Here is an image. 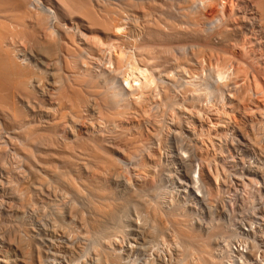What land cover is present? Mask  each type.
<instances>
[{"label": "bare ground", "instance_id": "obj_1", "mask_svg": "<svg viewBox=\"0 0 264 264\" xmlns=\"http://www.w3.org/2000/svg\"><path fill=\"white\" fill-rule=\"evenodd\" d=\"M142 1H144V2H142ZM158 1H160V0H158ZM158 1L154 2V0H0V263H2V264L3 263L4 264H30L29 262H31V264H35V263L36 264H56V263H58V264H72L73 262H71V260L72 261L74 260V258H73L74 256L71 257V260L67 261L66 259H67V257H70V255L67 253L68 256L66 257V252H68L69 249H73V246H71V244L68 245L69 243L67 244L65 242H67L68 239H70V238L74 240L75 236L74 237L72 236L73 238L68 237L67 241H63V239H66V238H63L61 241L62 244L59 243L60 239H58V238L65 236V232L67 233V235H69L68 233L71 232L69 229H67V231H66L64 229H60L59 227H61V228H62V226H64V228L68 227L69 223L71 224V222H72L73 223L72 227L74 229L75 228L74 226L79 225L77 223L81 222L82 220L78 221L77 219H74V220L78 221L77 223L75 222L77 224L76 225V224H74L73 221H71L74 217L69 220L70 222L67 221L68 219H66V221L69 222V223L66 222L68 225V226H66L65 222H64V224L60 223L62 218L60 221L58 220L59 219V217H57L58 214L60 216L61 215L60 213H62V212H60L59 209H63V210L70 209L71 211L68 210V211H70V213H73V209H75L76 210V211H74L75 214H76L77 209H78V213L76 215L73 213V215L75 217L78 214H80V211H81L80 209H82V210L83 209H85V210L90 209L92 211L91 214H90V210H89V214H88V212H86L88 210L85 211L86 213L84 211L83 212L85 214L89 215V219L91 216V221L88 220L89 222L87 223V226L89 223H91L92 226L96 227V228L92 227L95 229V232L92 229L94 232L92 234L91 228H89V227L87 228V226L85 227V230L84 229L81 230L82 228H79L80 225L78 226L79 230H77L78 229L77 227H76L77 229L76 228L74 230L71 229V230H73L72 233L73 232L75 233V230L78 231V232L76 231L78 236L76 233L72 234V235H76L77 237H79V234H81L80 230H81V232H83L82 234L84 235L86 229H89V231L91 230L88 233V235L89 234L93 235L92 239L88 237L89 239H91V240L88 239V241H89L88 243H87L85 235L83 236L84 240H86L85 243H87V245H88L87 248L84 246L86 244L83 243L84 242L83 239H82L83 240L82 243H81L82 240H80V243H78L79 242V238H78L77 243L79 245L81 244L80 246H82V247L80 248V250L77 249V251L79 250V252H80L82 250L81 252H83V250L88 251V249L89 250L93 249V251L95 250L94 254L96 255L95 256L96 258H94L95 261L93 260L94 261L93 263H95V264H124L118 255L119 252H117V249H116L118 246L114 245V241H116L118 237L125 235L127 233L128 228H131V227H129L130 226L129 220L131 218L128 215L127 210H128V206H129L130 202L136 203L134 198H136L137 202L140 203V205H139V203L134 204V206L136 205L135 206L136 209L138 208L137 205H139V206H141V207H139V209L141 208V209H146V211L148 210L147 214H144L141 216L144 222L147 221L146 222L147 224L146 223L144 224V222L141 223L142 222L141 221L140 223L138 222L139 225L136 226V227H139V229L135 228V226H134L135 229L133 228V230H136V232H137V230H139L137 237L139 234H141V236H143L142 237L143 239L140 238V240H143V242L140 245L138 244L139 246L136 245L137 248H139V250H137V249L136 250L138 252H140V254H141L140 249L142 247H144V248H142V250L146 248L145 247L146 241H147V243L150 241L149 243L155 247V246H158V243H161L158 241L161 240L163 242L164 241L167 242V239L163 240V238L166 236H170L171 238L168 237V239L170 238V240H168V241H170V243H168V244L166 242H164V243H166L168 245V248L173 249L171 251H174V253L176 255V259H174L172 257L173 258L172 260H177L176 261L177 264H223L224 258H223V253L221 251V244H222L221 242L228 240L236 232H238L239 234L243 233V232L235 230L237 227H240V226L243 230L247 231L246 232L247 235L248 234L250 236L252 235V239H251V241H252L251 246L252 247L256 245V241H255L256 239L261 241L262 244H264V215L259 216L255 212L257 209H255V211L252 209L254 211L253 213H255L254 215H251V214H253L251 212V210L249 211V209L248 210L242 209L243 211L251 212V214L249 213L251 216L247 215V213L245 214L249 217V220L245 219L246 217H244L241 214L242 210H241V212L239 211L240 215L237 214L238 212L236 213V215L239 216V218L237 219V217L234 214V212H236V211H233L232 209L231 210L233 211V213H232V211H229L230 209L228 210L229 212L226 209L225 214L228 217L227 220L224 219L225 216H224V218H222V217L218 218L217 217L218 219L217 218L214 219L215 217L212 218L214 213L218 214L217 211H219V210L224 211L225 210V209H219L218 210L216 208H213V204L211 202L215 201L218 198V196L221 194V197L219 196L220 200L219 201L216 200V201H218V203H220L219 204L220 208H224V206L226 204L225 203L226 199H225L224 194L225 195L227 194V192L225 193V191H227L228 188L230 190L229 185L231 184V186H232V183H233L232 180L231 181L229 180L230 183H227L226 182L227 180H225L226 178L227 179L229 178V176H227L225 173H226V171H228V169H229L228 167H230V169H231V166H229V164H228L227 169L225 167V169H226L225 172H223V173L219 172L217 165H219L218 163H220L221 164L220 166L222 168L223 167L222 164L227 163V162H225L226 160L224 161L225 158L222 159V157H219L218 154L220 152H218V151L216 152L214 159H213V156H214L213 154H212L213 156H210V158L207 157L206 152H204V153H206V155H203V153L201 154L200 151H202L204 148L201 147L202 150H200V148H199L200 146L199 145L197 146V143H195L194 146L189 145V144H191L190 141L192 142V144H193V141L195 142V140L192 139L193 136H192V138L190 137L191 136L190 134H189L190 135L189 138H191V140L188 141V143H189L188 147H191V150L189 151V149L187 147V149H188L187 152H189L188 154H182V151H181V153L179 152L180 154H178L180 157L179 158L180 163L182 165H184V169H185L183 177L185 180H187L188 183H185L186 181H184V182L181 181L179 183L177 182V184H178L177 186L180 189L176 190L178 188L176 185H175L176 189L175 188H173V189H175L174 191H180V192L184 191L185 193L186 192H190V193L192 192L193 193V191H194L195 197H198V198H196L197 201L193 200L192 193L190 194V195H192L191 196L192 199L190 197H188V195L186 194V197L190 198L191 203L189 202V200H188V203H186L187 199H186L185 203L184 202L182 203V201H180V200H179L180 203H178L179 201L176 200V199H178V197L176 198V196L174 195V197L176 198L174 200V197L171 198V196H170L171 199H173L174 201H177L172 206L169 205L170 202L173 201L170 198L168 199V200H170V202H168L166 200L169 203L166 205H169V206H166L164 204L161 205L162 202H159V201H162V199L160 200L162 193L159 195V197L157 196V199L158 198L159 199L155 200L154 202H152V200H150V198H148V197L146 198V196L143 197L144 195H147L146 193H148V189H149V191L153 190V191H151V193L154 194V196L152 195L153 197H155L157 195V193H158L157 188L163 187V183H164L162 177L160 176L161 175L160 173L162 172L161 167H163L162 170H164V167L166 168V164H167V167L173 166V165L168 166L169 163H166V162H168L167 161L168 157H166L167 160H165L166 162L164 161L166 164L161 162L160 168L158 169L159 173L156 172L157 176L159 174V179L161 178L162 180L161 179L160 180L163 183L158 181V180H157L158 183L156 181L154 183V180L157 177L154 170H157L158 166H157V164L153 163L156 167L154 166L155 168H153L151 166L150 168H153L152 173L154 172L155 174H152V175H153V178L154 177L155 178H154V180H152L153 182L151 183L152 184L151 186L149 185L150 182H146V180H147L146 178L148 175H146V173L144 172L145 170L142 173L141 171L143 169L141 170L140 166H138V165L140 164V161H144L145 156L149 160H154V157H152V155H154V152L152 153V151H153L152 150V144L150 142H148V143H150L149 144L150 147L145 145V144H148L146 140H148L150 138V141L151 140L153 141L154 138H152L151 135H150V137L148 136L150 134L149 132L151 129L149 130V128L147 126L146 129L148 128L147 131L149 134L146 135L147 139H145V137H144L145 140H142L143 142L145 141V144H143V142H140L141 139H139L141 136L142 137L144 136V134H142L143 131H145L143 129V127H142L143 131H142V129H140V131H142L140 133L141 135L138 134V131H137V135H140V137L139 136L137 137V135H135L136 132L132 131L133 132L132 134L129 133V132H131V130H133L132 128H134V130H136L135 127H133V123L130 122L132 125L131 124L130 125L125 124V123H127L126 116H128V117L131 116L130 117L131 121H132V119H134L133 117H134L135 113L132 114L133 116L130 115L129 114L130 111L128 109L129 108L128 105H130L129 102L132 99L128 100L129 102H127L126 97H128V95H127L128 93H130L134 90V87H136V85L133 87L134 84L131 85L132 83L129 84V82H128L129 86L127 87V89H125V87H124L126 84H124L123 86H121L122 84H120V86H119V84L114 85V81L116 80V76H118L116 73L120 74V69L124 68V66H125V69L130 67L129 69H131V71L133 70L132 68L135 67L134 69L137 68L138 71L140 70V73L142 72L141 74H143L142 75L143 78L141 81H139L137 88L140 89L142 92H143V90H145V92H146L147 90L153 89V87L150 88L151 83H153L151 85H154V83H157L156 78H155L156 74L164 75L166 78L168 75V73L166 74V72H168L166 68H168L169 69L168 77L170 76V72H171L170 67L172 69L173 64L170 67H168V65H170L171 60H175V62L173 61V63H175V64L178 62V65H179L178 60H180V59H183L184 64H186L185 62H188L190 60V59L189 60L187 59L188 61H186V57L190 56L192 54V53L188 54V52H190V51L187 52V49L189 47H191L190 42L192 43L193 40H196V41H194V43H196L197 45H198L197 40L201 41V44L199 42L200 45H198V46H201V48L203 47L202 49L204 50V53L206 52L205 50H208L209 45L207 46V48H204L206 46H204L205 44L202 45V43H203L202 41H204L205 43H208L210 45L217 46V48H215V50H217L219 48V51L217 50L218 52L216 51L215 53H217V54L219 53V54H218V56L217 55L214 56L215 59L217 58L216 59L217 62L215 60L214 61H215L216 66L218 67V69L215 68V66H214L215 64H212L213 66L212 67L209 66V67L210 68L214 67V69H216V74L218 73L217 75H219L220 81H221V79L224 78L223 83L221 84V82H220V83L216 84L217 83L216 82L215 85H217V87L214 88L215 86L213 85V79H214L213 76L216 74L214 73V71L212 69H210L212 71L211 72L209 71L210 72L209 74L212 75L214 73V75L212 76V81L210 83H212L211 86L213 85L212 88H214L215 91L212 92L213 89L211 88L212 89L211 92H212V94L215 92L219 94V96H217L218 94L217 95L214 94V95L217 96L216 97L217 100L221 99V100L217 101V102L222 101V103H221L222 105L219 103V105H221L219 107H221V108L219 109L218 106L217 107L213 106V108H212V106L210 107V104H209L210 101L208 99H207V102L209 101V103H207L205 101L206 99L204 97L206 95L209 96V99L211 97L210 96L211 94H209L211 92L207 89V88L210 89V87H207L209 83L207 85L206 84L202 85V83H201L202 81L199 80V81H201L200 82L201 84L200 83L196 84L198 81V79H196V77L199 78V75L198 76L195 75V74H197V72L195 74H193L191 72L192 75H188V76H196L195 78L191 77L193 79H196V80L191 79L192 82L193 81L196 82V83L193 82L196 85V87H198L197 85H199L198 89H201L200 87L202 85L203 91H204V89H207V90H205L206 92H202V90H201V93H200V90L197 92V88H196V91L193 90L192 88L195 87V85L193 83H191L193 85H191L189 88L188 85L190 84V82L188 85L187 84L183 85L182 83H184L183 80L185 78L183 77V80H182V77H181L182 75L181 76L179 75L181 77V79L179 78L178 75H176V77H175L176 80H172V81H176L177 86L178 85L179 86H181V85L185 86V88L182 87L184 91L181 90L182 93H179L180 94V95H178L179 98L177 97V95H175V92L173 95H171L173 93V92H171L172 91L171 88L174 86L171 87V86H169L170 84L169 85L167 84V86H165V90L163 88L162 89L160 88L162 85H164L163 82H165V84H166L168 81H170L169 79L171 77H169V79L168 78L166 79L167 82L165 81V79L162 82V80L160 78V80H161L160 82H162L163 84H161L160 82H158V83L161 84V86H159V88L162 91H164V92L161 91L163 94V97H162L163 100L160 98V96L162 95L161 92L159 91L160 89L158 87L156 88L158 83L156 84V86L154 88L156 90H154V89L153 90L155 92L158 89V93L161 94L158 97V100L160 98L161 101L164 102V107L166 105H167V108L171 107V112L172 111L173 112L172 113L169 112L168 115H170V117L168 116L169 118H167V121L165 122L167 115L165 114V116H164V114L161 112H164L166 110V107H165L164 111L163 110L161 112L159 111L160 120L164 116L165 119L163 118L164 120L163 119L162 120H163L166 128H168L169 130L166 129L162 125L163 123L159 122L158 127H155L156 128L155 134L152 133V136L154 134V136H156V138H159V140L157 139V141L161 142L160 140H162L164 138V134H166V131H167L169 136L171 135V133H172V135L174 133V135H175L174 137H175L176 141L180 140L179 142H181L182 138H183V140L187 139L186 137H188V135H187L188 133L187 134L184 133L185 136L186 135L187 136L183 137L184 136L183 134L178 135L177 132L180 131V133H181V130H183V131L185 130L187 132L191 131L193 134H195L196 133V132H194V126L195 125H198L200 127V129H202L203 127L204 128L207 127L209 129L212 126L213 128H223L224 130L226 129L229 131L228 133H232V134L235 133V135H238L237 138L242 139V141L239 140L237 145H240L242 147L243 146L247 147V144H249V142H247V140H246V139L249 140L248 133H249V131H251L252 129H254L258 125L255 128V131L257 132L258 130H260L262 133L260 131H258V132L261 133V136L259 135V138H258L256 136L258 134H256V132H255L253 134L258 139L255 138L254 141L252 139H250V141L252 140L253 144L255 143V141H257L256 144H259V142H260V144L263 145V143H264V62L259 61L258 59L257 60L254 59L256 52H255V55L251 54L252 57L249 54V53H252L251 50L254 48L253 46L256 45L255 47H257V45H258L257 43H259V41H261V39L258 42H256L254 39H251L250 37L253 36L252 35L253 31H251L250 33H252V34L250 35L249 38L251 39L250 46L252 45L251 47H253V48L252 49H250L251 47L248 49L245 48L243 46L245 43L241 46L242 42H247V41H241L240 46L242 48H239L237 51L234 49L231 50L232 44L229 42L231 40V38H229V37L231 36L233 39L234 35L238 34V32H239V31L238 32L236 31L237 28L234 25L235 23H233V26L231 27L230 21L233 22V20L235 21V19L237 18V17H235V19H233L231 16L234 14L235 15L237 14V16L240 15V16H238V18L241 17V15L243 13L239 14L238 11H240L241 9L240 10H238V9L240 6H243L242 4H244V0H236L237 2H235V0H233L236 3L235 5H238V4L239 5L237 7L235 5H233L234 6L232 8L233 10H231V12L233 11L232 14H231L229 8H227L228 10H225L226 12L229 11L228 13L231 14V16H229V17H227L229 14L227 15L225 11L224 12L226 15L221 12L223 10V8H222V10L220 9V11H219L221 13V15L220 14L218 15L219 12L215 11L214 17H213V15H211L212 18L210 16L211 19H209V16L208 17L206 16V18H205L203 13H202V15L200 13V15L204 16V18L207 20L206 22L207 23L209 22L208 23L209 25L211 22L213 23L212 28L210 26H208V27H210L211 32H210V30L209 31L207 30L208 27H207V29L205 27V29L208 31V33H206L207 31L204 30V28H203L206 25H204L203 27L201 26L202 25L201 23L205 22L204 21L205 19L203 20V17H200V16L196 17V14H198L197 11H199V10H197L195 14H193V13L189 14L190 13V6H189V8H188L189 13L187 12V9L185 7H184L185 9L183 8L184 9L183 11L185 13H183V15H182V13H180V10H181L180 4H181V6H183L185 4L190 3L193 0H188L187 1L188 3L184 2V4L182 2L183 0H179V1L177 0L176 1V4L178 2V5L180 7V9H178L179 13H177V15L179 17L181 15L183 16L180 18L178 16L177 17L179 19L184 18L183 19L184 23H183V21L181 22L179 19H175V20H179L180 22L175 21L174 19H173L174 21H172V19L169 20L167 16L162 15L165 12H167L166 11L167 9L171 10V8L168 7V6H170V2H169V5L167 6L166 4L168 2H166V4H165L162 1H160L161 4L163 3L162 5L165 4V7L164 6L162 7V5L159 4ZM166 1H168V0H166ZM194 1H193L194 4L192 2L190 4L196 5L195 3L197 1L196 0H194ZM210 1L213 4H216V2H218L217 0H214L215 2L213 0H210ZM210 1L206 0L204 2V7H207L209 5L211 6ZM224 1L225 0H222V1L220 0L218 2L219 5L225 6V5H223V4H225ZM255 1L257 2V0H255ZM171 2H172V0H171ZM180 2H182V3H180ZM199 3H200V0H199ZM207 3H210V4H207ZM245 3H246V1H245ZM257 3H259L260 6L264 5L263 0H258ZM229 4H230V2H229ZM247 6L248 5H246V9H247ZM217 7H218V5L216 6V10H219L220 7L219 8H217ZM165 8H166V10L164 12L163 9H165ZM192 8H191V10L193 11ZM210 9H212V8H210ZM170 10L167 13H169ZM172 10H171V12H172ZM178 10H176V11H178ZM183 11H181V12H183ZM211 11H213V10H211ZM156 12H158V13H156ZM193 12H195V11H193ZM216 12H218V13H216ZM211 13L212 12H210V14ZM179 14H181V15H179ZM246 14L247 13H245V15ZM248 14H250V13H248ZM253 15H255V14L253 13ZM246 16L248 19L249 18L248 15H246ZM242 17H243V15H242ZM172 18H173V16H172ZM174 18H176V17L174 16ZM230 18L233 20H230ZM244 18H242V19H244ZM259 18H258V20H259ZM253 19L255 20L256 18H253ZM175 22H176V24H175ZM177 22H179L180 25ZM244 22H246V21H244ZM181 23L182 24L186 23V24L181 25ZM251 23H253V22H251ZM258 23H259V21H258ZM246 24H249V26H251L250 23H246ZM256 25L257 24H255V26ZM238 26H239V24H238ZM240 27H242V25H240L237 30H241V29H239ZM246 27H248V26L246 25ZM252 27H254V26H252ZM246 29H248V28H246ZM234 31L236 32L235 34L233 33ZM242 31H243V29H242ZM244 31H246L245 32L246 35L249 36L250 33H247V30H244ZM243 33L244 32H242V34H240V35H243ZM237 36H236V38H237ZM244 36H245V34H244ZM237 39L231 40V42L234 41L236 43ZM238 40L240 42V39H238ZM252 40L255 41L256 43L255 42L253 43ZM185 42L189 45V47L187 48V46H185L187 44H184V47H186V49L183 47L185 49L184 50L182 48V45ZM110 43L111 44L113 43L112 44L113 46L111 45L112 47H114V44H115V49L117 47V52L115 51L116 52L115 54H112L110 52L108 53V55L109 54L110 55L106 59L110 63H112V65L114 67V68L112 67V69H110L108 67V69H110L111 71H115V72L117 70L119 71V72H116L115 75L111 74V77L108 74L109 70H105V68H103V67L99 66V68H98V69L103 68L102 70H98L96 67L95 68L97 70L96 69L94 70L92 68L94 65L88 66L90 64L89 61H91V64H92V62H95L97 59H100V61H102L100 57H102V56H104V58L106 57L105 56L106 54H102V53L103 52L106 53L105 46H106V44L110 45ZM248 44H245V45H248ZM253 44H255V45H253ZM123 45H125V47L130 48V50L124 49L125 47L123 48L122 47ZM193 46H194V44L192 45V47ZM215 46H213V47H215ZM235 46H238V45L235 44ZM196 47H194V49ZM210 47L211 46H209V48ZM111 48H107V49L111 50ZM201 48L198 49L200 51H198L196 49H195V51L202 52L203 50ZM259 48H260V46H259ZM181 49H183L182 51H185V52L183 53L181 51ZM254 49H256V48H254ZM257 49H258V47H257ZM174 50H176V51L179 50L180 54L178 53V55L180 57L182 55L183 58L182 57L179 58V56L177 54H175ZM211 50H210V52L213 53V55H214L215 54L213 52L214 48H212ZM248 50H249V53H248ZM260 50H262V49H260ZM220 51H222V52H220ZM263 51L264 50H262V53H263ZM111 52H113V51L111 50ZM186 52H187V54H186ZM192 52H194V50ZM197 53H196V55H197ZM204 53L203 52L198 53V56L201 54H204ZM211 53L207 54V55L210 56ZM262 53L260 52V54H262ZM193 54H192V56H193ZM176 55L179 58V59H177V61L175 58ZM183 55L184 56L187 55V56L184 57ZM207 55H205V56H207ZM257 55H258V53H257ZM198 56H197V58L195 57V59L201 58V56L200 57H198ZM87 57L89 59L90 58L92 59V60L88 61L89 62L88 65L85 62V61H87L86 60ZM263 57H264V55H263ZM208 58H207V60H208ZM210 59H211V56H210ZM93 60H95V61H93ZM107 60H105L104 65H106ZM192 60L189 61L187 64H189L191 62L194 63L196 61V60L194 61V59H192ZM100 61H98V62H100ZM197 61L200 62L199 60H197ZM210 62H211V60H210ZM83 63L84 64L86 63L85 66ZM183 63H181V64H183ZM208 63H209V61H208ZM93 64H95V63H93ZM101 64H103V63H101ZM181 64L178 66L179 69L177 70V72L179 71V73H180V71L184 70V69L183 70L180 69V67L182 66ZM195 64H196V66H195V71H196V67L198 66V64H197V62ZM195 64L191 63L192 67ZM202 64L204 65V63H201V66H202ZM209 64H211V63H209ZM110 65H108V66H110ZM191 65H183V66L184 67H186V66L190 67ZM205 65H207V64L205 63ZM160 66H162V68L163 67L164 68L162 69ZM206 67L207 66H205L204 69ZM199 68L200 67H198V70L200 72L201 68L200 69ZM174 69H172V70H174V72H175L176 67ZM192 69H194V68H192ZM192 69H190V70L192 71ZM162 70H163V72H165L164 74L160 73V72H162ZM111 71H110V73H113ZM123 72L121 71L120 76H122ZM156 72H158V73H156ZM174 72H171V76L173 74V77L175 75ZM193 72H194V70H193ZM199 72H198V74H201ZM154 73H156V74L154 75ZM179 73H177V74H179ZM129 75L131 76V74H129ZM158 75H157V77H158ZM211 75H210V77H211ZM217 75L215 76V78L217 77ZM112 76H113L114 81H112V79H111ZM173 77H172V79H174ZM200 77L202 78V76H200ZM205 77H206V75H205ZM225 77H226V79H225ZM177 78H178V80H177ZM219 78L217 79V81L219 80ZM162 79H163V77H162ZM179 79L181 81L178 84ZM186 79L190 80L188 78H186ZM205 79H207V77ZM134 80H136V79L134 78ZM137 80H139V78H137ZM157 80H158V78H157ZM202 80H203V78H202ZM215 80L216 79H214V81ZM203 82L205 83V81H203ZM115 83H116V81H115ZM168 83H170V82H168ZM171 84H174V83L171 82ZM176 84H174V85H176ZM204 86H206V87H204ZM167 87H169L168 90L166 89ZM186 88H189V89L187 90ZM176 89L178 90V88H175V90L174 89L173 90L176 91ZM169 91H170V94H169ZM178 91H176V92H178ZM150 92H151V90H150ZM226 92H227V94H226ZM158 93L155 92V94H158ZM202 93H204V95L206 93L207 94L205 96H203ZM140 94H141V92L139 93V95ZM139 95L137 93V96H139ZM137 96L135 95V97H137ZM141 96L143 97V93ZM202 96H203V99H205L203 101H205L209 105V107L206 106V108H205L204 107L205 102H202V105L204 104L203 107L205 109L200 108V106L202 107V105L200 104ZM208 96H206V97H208ZM154 97H153V99H154ZM212 97H214V96L212 95ZM218 97H220V98H218ZM143 98H145L147 100V98L145 96ZM216 98H215V100H216ZM142 100L144 101V99H142ZM158 100L156 101L154 99L152 101V103H154V101H156V104H159V103H157V102H159ZM198 101H199V103H198ZM134 102H135V104L137 103V101H134ZM142 102H141V104L143 105ZM163 102H162V104H161V102L159 104L160 110H161V108H164V107H161V106H163ZM213 102H214V104H216L215 103L216 101L213 100ZM213 102L211 103L212 105H213ZM149 103L150 102H148V104H147L145 102L144 106H146L145 104L149 105ZM184 103H186V104L183 105ZM196 103L198 104V106H196L197 105ZM188 104L190 105L189 108L187 107ZM150 105L147 106V108H149ZM153 105L155 107H157V105H155V104H153ZM132 106L134 107V105L130 106L131 111H132V109H131ZM135 107L137 108L136 105H135ZM135 107H134L133 111L135 110L136 113L137 112L139 113L140 117L144 118L143 112H145L146 110L144 111V109L142 110L140 107L141 112H142V116H141L140 111H137ZM142 108L146 109V107H142ZM127 111H128L129 115H126ZM166 112H167V110H166ZM124 113H125V116H124ZM149 113L150 112L148 111V115H149ZM162 114H163V116H162ZM184 114H187V115H184ZM135 116L138 117V114H135ZM152 116H154V115H152ZM128 117H127V119H129ZM135 119H139V118L135 117ZM142 120L143 119L141 118V119H139L138 122L142 123ZM146 120L147 119H145V121ZM153 120L152 121L150 120L151 124L153 123L154 126H157L155 124H158V122L155 123V122H153ZM155 120H156V118H155ZM104 121H106V122L108 121V123H111V124L113 123V125L106 124V122H105L106 125L101 124ZM135 121H137V120H135ZM158 121H159V118H158ZM114 122H116V124H114ZM146 122H147L146 124H149L150 123L149 119ZM259 124L261 125L263 130H261V127H260V129H258L260 126ZM137 125H140V124H136V126ZM142 125H145V124H142ZM142 125H140V126H142ZM129 126L131 127V129L129 132H127L130 128ZM134 126H135V123H134ZM140 126H138V128L136 127L137 130L139 129ZM163 128L166 129V131H164ZM191 128L193 131L191 130ZM207 128H205V129L208 130ZM196 129L198 131V128H196ZM224 130H223V132H225L224 134L226 135L227 131L226 130L224 131ZM252 131L254 132V130H252ZM151 132H154V131H151ZM210 132L211 131H209V133ZM212 132H214V131L212 130ZM219 132H221V131H219ZM219 132L216 133V134H218L216 136L217 138L220 136L219 134H222V132L221 133H219ZM123 133L124 134L129 133L130 136L134 135L133 136L135 138L134 140L137 139L136 143L139 142L140 144H143L142 147L144 146L145 150H148L149 148H151L149 150H152V151L151 152L148 151L147 153H145L146 155H144V153H141L144 150L140 151L139 150L140 148L138 147L139 143H137V146L135 144L136 148L138 147L136 150L137 151L139 150V152L141 153V154L139 153V156L144 155V157L138 158V154H137L138 152L136 151L137 152L136 153L135 148H133L132 151L134 150V152L136 153V156H137L136 157L133 153V156L136 157L137 159L134 158L132 156V151H131V148L134 146V144H132L133 139L130 142L131 147L129 146L130 147L129 148L130 153H129L128 149H126L128 147H125L126 151L123 147L127 146L129 144V140L131 137L128 135H127L128 137H126V135H125V137H123L122 136ZM175 133H177V135H178L177 137H179V138H180V136H182V135L183 136L180 139L178 138V140H177ZM197 133L198 134H196V136L199 135L202 138L204 137L203 136L204 132H200V133H203V135L199 134V132H197ZM209 133H208V131L205 132V134H209ZM214 133H211V136H212V134H213V136H215L216 134L214 135ZM209 136H207V142L210 141V140H208ZM222 136L225 137L224 135H222ZM229 136H230L229 134L226 135L227 138ZM166 137H167V134H166ZM223 137H221V138L219 137L218 139L221 140V139H223ZM231 137L236 138L234 136V134H233V136L231 135ZM122 138H124V139H122ZM156 138H155V140H156ZM225 138H224V140H226V142L225 141L224 142L227 143V141H229V139L227 140ZM237 138H236V140H238ZM138 139H139V141H138ZM166 139L164 138L165 141H166ZM197 139H198V137L196 138V140ZM212 139H214V137H212ZM212 139H211V141H212ZM127 140H128V142H127ZM169 140H171V139H169ZM202 140H204V142H205L206 138L205 139L203 138ZM165 141H164V144L167 147V143L170 141H168V142L166 141L167 143H165ZM176 141H174V143H178ZM211 141H210V143H211ZM221 141H220V143L219 142H217V143L220 145L223 143ZM252 141H251V143H252ZM154 142H156V141H154ZM171 142H170L169 146H173V145H171ZM183 142L186 144L187 141H183ZM183 142L181 144L182 146L179 149L183 148L186 152V148L183 147ZM204 142L201 143V146H202V144L204 146ZM214 142L212 141V143L210 145H213ZM119 143H120V145H119ZM161 143H160V147L159 148L157 147L159 149V151L161 149L164 150V147L161 148ZM217 143L216 144L214 143L213 147H215V146L217 147ZM121 144H124V146L122 145V147H121ZM156 144H154V145L156 146ZM178 144H177V147H178ZM205 144H206V142H205ZM235 144H236V141H235ZM231 145L234 146V143H232ZM261 145L260 146L258 145V148L262 147ZM145 146H147V147H145ZM157 146H159V143L157 144ZM162 146H163V144H162ZM192 146L194 149L192 148ZM240 146H238V147H240ZM144 148H142V149H144ZM208 148L210 149V147H208ZM224 148L226 149V146L225 147L223 146V148H221V149L224 150ZM249 148H251V147H249ZM249 148H247L246 150L248 151ZM195 149L196 150L198 149L197 151H199L200 154L203 155V157L206 156L207 158L206 157L201 158V156L200 157L198 156L197 157L199 159L198 168H197V170L195 169V172H194V169H192L193 173L190 174V172H191L190 169L194 167V165H192V161H193L192 157H195L196 154L198 153V152L196 153ZM216 149L218 150V148H216ZM221 149H219V151H221V153L224 154L223 152L226 150H224L222 152ZM256 149H257V147H256ZM172 150H174V147L172 148ZM229 150H230V147H229ZM236 150H238V149H236ZM236 150H235V152H236ZM241 150H239V151H241ZM161 151H160V153L164 152V151H162V152ZM177 151H180V150H177ZM206 151H208V150H206ZM214 151H216V150H214ZM262 151H264V149H262ZM144 152H146V151H144ZM233 152H231L232 155H234ZM165 153H166V151H165ZM226 153H228V152H225V154ZM260 153L263 154V152H260ZM162 154H161V156H162ZM167 154L170 155V153H167ZM200 154L198 153L197 155H200ZM222 154H221V156H222ZM244 154H246V153H244ZM244 154H243L244 158L241 157L242 158L241 168H244V172L245 171L247 172L246 174H249V175H252L253 177L254 176L256 177V178L254 177V180H253L250 176L248 177L245 174L244 175V176H246L245 178L250 179V180L252 179L251 181H254V184H255L256 183L255 179H257L259 181V179L257 178V177H259L262 181V184H263V186H261V189L259 188V190L264 191V171L260 170L262 165L257 166L258 164H263L264 159L262 160V158L260 156L261 154H259L260 157L257 158L258 156L256 154V158L254 159L256 162L254 161L255 164H253V163L251 164V162L248 161V159L251 157L249 156V158H247V160H246L245 159L246 155H244ZM247 154H249V153H247ZM156 155H157V157H155V160L156 159L157 160L155 162L161 161L162 157L158 158V156H160L159 152H158V154H155V156ZM217 155H218V157H217ZM235 155H237V153ZM130 156L134 158L133 160L131 158L132 161H135L138 159L139 160L142 159V160L139 161V164H136V165L134 164L135 166H133L131 164L133 166L132 167L131 165L127 164L128 161L130 162V158H129ZM122 157L125 159H127V158H129V159H128V161H126L124 159H121ZM211 157H212V159H211ZM226 157H228V155ZM232 157H230V158L233 159ZM238 157L240 158V156H238ZM262 157H264V156H262ZM148 159H147V161H148ZM176 159H178V158H176ZM216 160H218L220 162H218V161L216 162ZM237 160H238V158H237ZM243 160H246V162L248 161L249 164L247 163L248 164L247 165L246 163H244ZM132 161H131V163H132ZM230 161L233 162V160H230ZM230 161L228 160L230 165H232L234 162L231 164ZM234 161L236 163V160H234ZM144 162H142V164ZM148 162H146V164ZM150 163H148V164L150 165ZM193 163H195V161H193ZM243 163L246 164V166ZM123 164H125L123 167H125L126 165H129L131 167V169L134 168L137 172H140L141 174H144L146 176L144 179V177H142L144 175H139V173L136 174L134 172L135 170L133 171L135 173L133 175L131 173L132 170L128 167L130 170V175L133 178H132V180H131L130 176L128 178L127 177L126 178L129 180V183H130V181L134 180L135 182L134 181L133 182H134L135 186L134 185L131 186L132 184L124 185L123 191H122V189H121V191L126 192L128 194V196L126 194L125 197H123L124 196L123 194H121L122 196L119 194L121 198H119L117 196L115 198L114 192L116 191V189L120 190L117 187L118 185L117 186L115 185L116 189L111 188V186H109L110 183L108 180V183H109L108 184L109 187H108L104 183L105 180H104L103 176L109 175L108 177H110V179H112L111 178L112 176L114 177V179L121 178V176H122L121 171L122 172L125 171L124 172L125 174L127 172L129 173V170L127 167H125L127 169L124 170V168L121 166ZM149 165H148V167H149ZM161 165H163V166H161ZM136 166L139 167V170H137ZM176 166H177V164H176ZM236 166H238V165H236ZM243 166H245V167H243ZM238 167H240V166H238ZM262 167H263L262 169L264 170V164ZM237 168H235V169H237ZM182 169H180V170H182ZM223 169H224V167H223ZM223 169H221V170H223ZM235 169H233V165H232V170H235ZM101 170H103V172ZM237 170H239V169H237ZM168 171H169V169L166 171L167 176H168ZM230 171H228V172L230 174H232ZM240 171L242 172V170H240ZM238 172L235 170L232 175H233V177L241 179L242 177L240 178V176H243L244 172L240 173V174H238ZM104 173H105V175H104ZM128 173H127V175H128ZM163 174H165V171ZM172 174H169V177ZM174 174H176V172H174ZM118 176H120V177H118ZM150 176H151V174L149 175V179H148L149 181H151ZM175 176H177V175H175ZM180 177L181 176H179V178ZM163 178H165V176ZM220 178H223L221 180V182L219 180ZM127 179H126V182H127ZM173 179H174V177H173ZM184 179H182V180H184ZM232 179H234V178H232ZM124 180H125V178H124ZM176 180H174V184L176 183L175 182ZM243 180L245 181V179H243ZM122 181H123V176H122ZM167 181H169L168 178H167ZM167 181H165L164 185L172 182V180L169 182H167ZM178 181H180V180L178 179ZM244 181H243V183H241L242 181L240 182V180H239V182L242 184L240 186V188L242 187L241 189H244L245 187H247ZM239 182H237L238 185H239ZM146 183H148V184L146 185ZM111 185L113 187V184H111ZM226 185H228V186H226ZM252 186H253V182H252ZM165 187H167V186H165ZM168 187H167V189H168ZM106 188H108V189H106ZM169 188H172V186H170ZM233 188L235 189L234 186H233ZM238 188L236 187V189L234 191H232L231 193L233 194V192H236L237 190H239ZM111 189L112 190L115 189V191L114 190L112 191ZM162 189H164L165 191L167 190L166 188H162ZM106 190H108V191H106ZM142 190L146 191L145 194ZM154 190H156V191L154 192ZM168 190H171V189H168ZM163 191H161V192H163ZM87 192H89V193H87ZM184 192H183V194H184ZM91 193H92V196H91ZM168 193H169V191H168ZM171 193H172L171 195L173 196V192H171ZM229 193H230V191H229ZM229 193L227 196H229ZM150 194H148V195H150ZM177 194L179 196L181 193L179 194L177 192L176 195ZM116 195H118V191H117ZM105 196L107 197V199H104V198H106ZM152 196H149V197H152ZM183 196H185V195H183ZM181 197H182V195H181ZM100 198H103L104 202H102L103 200L101 201ZM155 198H152V199H155ZM116 199H118V200H116ZM131 199H133L134 201H132ZM229 199H230V197H229ZM229 199H228V201H229ZM231 201H232V199H231ZM171 204H172V202H171ZM135 207H133V209ZM215 207L218 208V205ZM131 208L132 207H130L129 209H131ZM201 208L207 209L209 211L208 213L214 212L213 214H210L211 215L210 220L203 221L204 217H201V215L199 216V214H197V212L194 210V209H201ZM8 209H10V210L12 209V213L9 211V213H11V214L6 216V217H9L8 220H3V219H6L4 217H5V212ZM35 209H37L36 211H38L40 209L39 210L40 213H41V209H42L41 214L44 217L39 212H36ZM48 209H50V211ZM136 209H134V210H136ZM63 210H61V211H63ZM211 210H215V211L217 210V211L211 212ZM27 211H31L30 215L34 214V213H32V211H33V212H36L35 214L38 213V216L40 214L42 216V218H44V219H41L40 218L41 216H40L39 217L40 219H38V217H37L36 218V219H38L36 221L37 223L35 222L36 225L40 226L38 228H41V229H39L41 232L36 231L35 234H33V232H32L33 229H34V231L36 229H38L34 223L35 220L32 221L33 219H31L29 217V219L31 220V221L29 220L30 223L33 222L34 225L32 224V226L33 227L35 226V228H36V229L35 228L31 229V225L29 227L28 224L24 221L25 219L24 218H23L24 220L22 219L21 215L23 213L25 214V212H27ZM45 211H49V212L46 214ZM137 211H138V209H137ZM146 211H144V212H146ZM259 211H261V210H259ZM3 212H4V215H2ZM149 212H151V213H149ZM28 213H26V214L28 215ZM84 213H82L83 214L82 216L80 215L81 219H83ZM6 214H8V213L6 212ZM12 214H14L15 218L11 217ZM24 214H23V216H24ZM256 214L258 216H255ZM88 215H86L85 217H87ZM137 216H139V215H137ZM214 216H217V215H214ZM218 216H219V214H218ZM33 217L34 216H32V218ZM66 217L64 216L63 218H66ZM56 218H57V220H56ZM27 219H28V216H27ZM78 219H79V217H78ZM86 219H85V221H86ZM64 220L65 219H63V221ZM199 220H201V223ZM85 221L83 219L82 223L87 222V221L86 222ZM27 222H28V220H27ZM57 222H59L60 225ZM228 223L231 225H237V226L234 228H230ZM91 224L89 226H91ZM83 225L85 226V224H83ZM144 225H146L147 227ZM70 226H69V228H72ZM28 227L30 228L31 231H29ZM140 227H141V229L143 227L144 228L146 227V228L141 230ZM19 228L20 229L24 228V232L20 231ZM57 228H59L61 230V233H60V230L58 233ZM25 229H27V230H25ZM133 230H131L130 232L133 233V235H134L135 231L132 232ZM55 231H57V232H55ZM86 235H87V233H86ZM69 236H71V234ZM81 237H82V235H81ZM90 237H92V236H90ZM118 239H120V238H118ZM74 241H72L73 245H74ZM77 243H75V246H77V247H75V249L79 248ZM156 243H157V245H156ZM151 245H150V249H151ZM115 246H117V247H115ZM159 246H160V244H159ZM2 247H4L5 250ZM148 247H149V245H148ZM161 249H162V246H161ZM159 250H160V248H159ZM169 250H168V252H169ZM70 251L72 253V250H70ZM85 251L83 252V254L79 253L80 257H78V256L77 257L79 259H81L83 257L82 255L85 256V253L87 252V251L86 252ZM154 251H153V253H154ZM134 252H135V250H134ZM155 252H157V247H156ZM158 252H157V254H158ZM89 253L90 252H88V255H89ZM143 253H145V252H143ZM169 253H173V252H169ZM169 253H168V255H169ZM92 256H94V255H92ZM171 256H173V255H171ZM65 257H66V259H65ZM137 257H138V255H137ZM137 257H135V259ZM140 257H142V256H140ZM155 257L157 258V256H154V258H153L154 262L152 261V259L150 260V264L152 262H153V264L154 263L157 264L160 262V261L157 262L156 261L157 259L155 260ZM78 258L75 257V261ZM141 259H143V258H141ZM140 261H142V260H140ZM169 261H170V263H172L171 260H169ZM32 262H35V263H32ZM77 263L74 262V264H77ZM136 264H137V262H136ZM143 264H144V261H143ZM145 264H146V261H145ZM167 264H169V263H167ZM172 264H175V262L173 261Z\"/></svg>", "mask_w": 264, "mask_h": 264}, {"label": "rangeland", "instance_id": "obj_2", "mask_svg": "<svg viewBox=\"0 0 264 264\" xmlns=\"http://www.w3.org/2000/svg\"><path fill=\"white\" fill-rule=\"evenodd\" d=\"M155 1H158V0H154V2H155ZM160 1H162V2L165 3V4H166V2H168V3L166 4L167 6L169 5V2H170V6H171V7H170V6H168V7L171 8V10L173 9L174 11L172 10V12H171V10L169 9L170 12L167 13L169 10H168V9L166 10V8H167V7H166V8L163 9V10H164V12H165V10H166L167 12H165V13L162 14V15L167 16L168 19H169V20L172 19V21H174L175 19H179L180 17H183L182 15H183V13H185L183 10H184L185 8L187 9V12L189 13V9H188L189 6H190V13H189V14H191V13L195 14L196 11L199 10V11H197L198 14H196V17H198V16L203 17V20H204V19L206 18V16H207V17L209 16V19H211V18H212L211 15H213V17H214L215 11H218V12H219L220 9L222 10V8H223V10H222L221 12H222L223 14H225V12H226L225 10H228L227 8H229V10H230V12H231V10H233L232 8L234 7L233 5H235V4H236L235 2H237L236 0H235V2H234L233 0H227V1L225 0V1H224L225 4H223V5H225V6H221V5H219V3H218L220 0H217V1H218V2H216V4L218 3V4H217V5H218L217 8H219V7H220V8H219V10H216V6H217V5H216V4H213L210 0H209V1H210V3H211V6H210V5H209V6L206 5L207 7H204V2H205L206 0H202L203 2L200 0V3L202 2L201 4L199 3V0H196V1L198 2V3H197V2L195 3L196 5H193L194 2H195L194 0H193L194 2L191 1V2L193 3L192 5L190 4L191 2H190V3L187 2L188 0H183V1H182L183 4H184V2H185V3H188L189 5H188V4H185V5L182 4L183 6H181L180 3H182V2L179 3V4H180V7H181L180 13H182V15L179 14V15H181V16L179 17V16L177 15V13H179V10H178V9H180V7H179V5H178V2H177V4H176V1H177V0H174V1L172 0V2H171V0H168V1L164 0L165 2H164L163 0H160ZM160 1H158L159 4H161ZM178 1H179V0H178ZM207 1H208V0H207ZM213 1H214V0H213ZM221 1H222V0H221ZM245 1H246V3H245ZM142 2H144V1H142ZM214 2H215V1H214ZM227 2H228V3H227ZM229 2H230V4H229ZM257 2H258V0H257ZM257 2H256L255 0H244V4H242L243 6H240L241 8L239 7V9H238V10L241 9L240 11H238L239 14H240V13H241V14L243 13V14H242L243 17H242V15H241L242 18H244L246 15H248V17L250 18V19H249V18H248V19H249L250 21L252 20L251 22H253V23H251V22L247 19V16L245 17L246 19H245V18L242 19V18L240 17V18L242 19V20H241L240 18H238V16H240V15L237 16V14L235 15V14L233 13L235 16H234V15L231 16V14H232L233 11L231 12V14L228 13L229 11L226 12L227 15L229 14L227 17L231 16L233 19H235V17L238 18V19L236 18L235 21H234L233 19L230 18V20H233V22L230 21V23H231V27L233 26V23H235L234 25H235V27H236L237 29H238V27H239L240 25H242V27H243V28H242V27L239 28V29H241V30H237V29H236V31H237V32L239 31L240 33L238 32V34H235L236 32H235V31L233 32V33L235 34L233 39H232L231 36L229 37V38H231V40H235V39L238 38V39H240V42H239L238 39L236 40V41H237L236 43H235L234 41L231 42L230 39H229V40H230L229 42L232 44V45H231V50L234 49V50L237 51L239 48H242L241 46H242L244 43H245V44H248V43H249L248 45H245V44H244L243 46H244L245 48H247V49L250 48V47L252 46V45L250 46V44H251V39H254L256 42H258V41L261 39V41H259V43H257V44H258V45H257L258 49H257V47H255L256 45L253 44V45H255V46H253V47L256 48V49H254L253 47H251L250 49L253 48V49L251 50L252 53H249V50H250V49L248 50V53L250 54L251 57H252V55H255V52H256V55H257V53H258L257 56L255 55L254 59H255V60L258 59L259 61L264 62V57H263V55H264V54H263L264 51H263V53H262V50H264V30H263V29H264V20H263V19H264V13H263V12H264V5H261V6H260L259 3H257ZM263 2H264V0H263ZM156 3H157V2H156ZM163 3H162V4H163ZM210 3H207V4H210ZM226 3H227V4H226ZM231 3H232V4H231ZM247 3H248V4H247ZM251 3H252V4H251ZM162 4H161V5H162ZM165 4L162 5V7H163V6L165 7ZM205 4H206V3H205ZM263 4H264V3H263ZM141 5H142V4H141ZM199 5H200V6H199ZM227 5H228V6H227ZM229 5H230L231 7H230ZM238 5H239V4H238ZM238 5H235V6L237 7ZM246 5H248V6H247V9H246ZM187 6H188V7H187ZM193 6H194V7H193ZM257 6H258V7H257ZM184 7H185V8H184ZM192 7H193V8H192ZM183 8H184V9H183ZM191 8H192L193 11H195V12H193V11L191 10ZM210 8H212V9H210ZM245 9H246V10H245ZM176 10H178V11H176ZM211 10H213V11H211ZM244 10H245L246 12H245ZM255 10H256V11H255ZM260 10H261V11H260ZM175 11H176V12H175ZM181 11H183V12H181ZM185 11H186V10H185ZM224 11H225V12H224ZM241 11H242V12H241ZM252 11H253V12H252ZM210 12H212V13L210 14ZM218 12H216V13H218ZM156 13H158V12H156ZM200 13H201V15H202V13H203V15L205 16V18H204V16H201ZM245 13H247V14L245 15ZM248 13H250V14H248ZM253 13H254L255 15H253ZM193 14H192V15H193ZM219 14L221 15L220 12L218 13V15H219ZM226 14H225V15H226ZM256 14H257V15H256ZM262 14H263V15H262ZM153 16H154V15H153ZM172 16H173V18H172ZM174 16H175L176 18H174ZM177 16H178L179 18H178ZM194 16H195V15H194ZM210 16H211V18H210ZM233 16H234V17H233ZM252 16H253V17H252ZM255 16H256V17H255ZM200 17H199V18H200ZM259 17H260V18H259ZM253 18H256V19L254 20ZM258 18H259V20H258ZM173 19H174V20H173ZM183 19H184V18L179 19V20H180L181 22L183 21V23H184V20H183ZM200 19H201V18H200ZM207 19H208V18H207ZM179 20H175V21H179ZM201 20H202V19H201ZM203 20H202V21H203ZM243 20L246 21V22H244ZM180 21H179V22H180ZM204 21L206 22L207 20L205 19ZM209 21H210V20H209ZM258 21H259V23H258ZM179 22H177V23L180 25ZM205 22H202V23H201L202 25L200 24L202 27H203L204 25H206V26L203 27L204 30H206L208 26H210V27L212 28L213 23H212L211 21H210V22H211L212 24L210 23V25L208 24L209 22H208V23L206 22L207 24H206ZM239 22H240V23H239ZM246 23H250L251 26H249V24H246ZM254 23L257 24V25L255 26ZM175 24H176V22H175ZM185 24H186V23H185ZM185 24H182V23H181V25H185ZM214 24H215V23H214ZM236 24H237V25H236ZM238 24H239V26H238ZM243 25H244V26H243ZM246 25H247L248 27H246ZM214 26H215V25H214ZM237 26H238V27H237ZM252 26H254V27H252ZM205 27H206V29H205ZM210 27H208V29H207L208 31L210 30ZM250 27H251V28H250ZM54 28H55V27H54ZM54 28H53V29H54ZM246 28H248V29H246ZM253 28H254L255 30H254ZM53 29H52V30H53ZM242 29H243V31H242ZM251 29H252V30H251ZM207 30H206V31H207ZM244 30H247V33H250L251 31H253V32H252L253 34L250 33L249 36H247L246 33H245L246 31H244ZM208 31H207L206 33H208ZM55 32H56V31H55ZM210 32H211V30H210ZM242 32H244L243 35H240V34H242ZM244 34H245V36H244ZM251 34H252L253 36L250 37ZM237 35H238V36L240 35L241 37H240V36L238 37ZM232 36H233V35H232ZM236 36H237V38H236ZM242 36H243V37H242ZM246 36H247V37H246ZM254 36H255V37H254ZM249 37H250L251 39H250ZM241 38H242L243 40H242ZM256 38H257L258 40H257ZM246 39H247V40H246ZM249 39H250V40H249ZM194 41H196V40H193V42H192V43L194 44L193 47H192L193 44H192L190 41H189V42H190V46H191V47H189V45H188L189 43L186 41L188 44H187L186 42L183 43L182 48L184 47V44H187V45H185V46H187V48L189 47L192 51L194 50V52H192L189 48L187 49V52L190 51V52H188V54H189V53H192V54L194 53V54H193L194 57L192 56V54H191L190 56H187V55H186L188 58H187L186 56H184V55H183V56L186 57V61H188L189 59H190L189 61H191L192 59H194V61L196 60L194 63L191 62L192 64H195V63L197 62L198 66L196 67V71H195V66H196V64L193 65V67H192L191 63L187 64L189 61H188V62H185L186 64H184V63H183V59H180V60H178V61H179V65H180L181 63H183V64H181L182 66L180 67V69H182V70L184 69L183 71H180V73H181V74H180L179 71L177 72V70L179 69V68H178V66H179V65H178V62L176 63V64H177V65H176L175 63H173V61L175 62V60H171V63H170V65H168V67H170L172 64H173V65H172V69H174V68L176 67V71H175V72H174L175 69L172 70L171 67H170L171 72H174V73H175L174 77H173V74H172V76H171V72H170V76H169V77H171V78L169 79V77H168V75H169V69H168V68H166L167 71H168V72H166V74L168 73V75H167L166 78H165L164 75L159 74V75L161 76V77H160L158 74H156V73H158V72L154 73V75L156 74V75H155V78H156L157 83L160 82L161 80H162V82H163L164 79H165V81L167 82V80H166L167 78L170 80V81H168V82H170V83L167 82V83L165 84V82H163L164 85H162V86H161V84H163L162 82H160L161 84H160V83H158V84H157V83H154V85H151V84H153V83H151V84H150V88L153 87V89H154L155 86H156V84H157L156 88H157V87L159 88V86H161L160 88H161V89L163 88V89L165 90V86H167V84H168V85L170 84L169 86H171V87L174 86V87H172V88L170 87V88L172 89L171 92H173L171 95H173L174 92H175V95H177V97H178V95H180L179 93H182L181 90L184 91L183 88H185V86H183V85H186V84L188 85L189 82H190V84L188 85V87L190 88V86L194 84L193 82H195V81L192 82V80H196V79H198L197 83L195 82L196 84H199L201 81H202V82H201L202 85H205V84L207 85V84L209 83L210 85L208 84L207 87H210V89H209V88H207V89H208L210 92H211L212 89H213L212 92L215 91L214 88L217 87V85H215L216 82H217L216 84H218V83H220V82H221V84L223 83L224 78L221 79V81H220L219 75H217L218 73L216 74V69H214V67H213V68H210V67L213 66L212 64H215V61L217 62V60H216L217 58L215 59L214 56H216V55L218 56L219 53L217 54V53H215V52H216L217 50L219 51V48H218L217 50H215V48H217V46H215V45H210V44L205 43L204 41H202V42H203L202 45L205 44L204 46H206V47H204V48H207L208 45L211 46L212 48H214V50H213V52L215 53L214 55H213V53L210 52V50H211L212 48H211V47L209 48V46H208V50H205L206 52L208 51L207 53L205 52V53H206V54H205V53H204V50L202 49L203 47L201 48V46H198V45L201 44V41H198V40H197L198 45H197L196 43H194ZM241 41H247V42H242V44H241V46H240ZM255 41L252 40L253 43H254ZM199 42H200V44H199ZM256 42H255V43H256ZM234 43H235L236 45H238V46H235ZM237 43H238V44H237ZM262 43H263V44H262ZM108 44H109V43H108ZM108 44H106V46H105V51H106V53H105V52L102 53V54H106V55H105L106 57H105V58H104V56L100 57L102 61H100V59H97L96 61L93 60V61H95V62H92V64H91V61H89V60H92V59H91V58L89 59V58L87 57V58H86L87 61H85V62L87 63V65H88L89 62H90L91 65L89 64L88 66H93V65H94V66L92 67L94 70H95L96 68L98 69L99 66L105 68V70H109V73H108V74H109L110 77H111V74H112V75H115V73H116V72H119V71H118V70H117L116 72H115V71H111L110 69H112L113 65H112V63H110L106 58H108V56L110 55V54L108 55L109 52L112 53V54H115V53L117 52V47H116V49H115V44H114V47H112V46H113V45H112L113 43H112V44L110 43V45H108ZM233 44H234V45H233ZM111 45H112V46H111ZM109 46H110V47H109ZM196 46H197L198 48H197ZM213 46H215V47H213ZM232 46H233V47H232ZM234 46H235V47H234ZM259 46H260V48H259ZM111 47H112L114 50H113ZM122 47L124 48L125 45H123ZM194 47H196V48H195L196 50H198V49L201 48V49L203 50L202 52H203L204 54H201V55L198 56V53H202V52H198V51H200V50L195 51ZM244 47H243V48H244ZM107 48H111V50H112L113 52H111V50H110V49L108 50ZM184 48L186 49V47H184ZM184 48H183V49H184ZM192 48H193V49H192ZM236 48H237V49H236ZM124 49H126V50H130V48H128V47H125ZM183 49H181V51H182ZM185 49H184V50H185ZM260 49H262V50H260ZM255 50H256V51H255ZM115 51H116V52H115ZM174 51H175V54H177V55H178V53L180 52L179 50H178V51L174 50ZM211 51H212V50H211ZM218 51H217V52H218ZM251 51H250V52H251ZM182 52L184 53L185 51H182ZM187 52H186V54H187ZM195 52H196V53L198 52L197 55H196ZM220 52H222V51H220ZM260 52H261L262 54H260ZM210 53H211V55H210V56H211V59H210V56L207 55V54H210ZM253 53H254V54H253ZM179 54H180V53H179ZM181 54H182V53H181ZM251 54H252V55H251ZM177 55L175 56L176 61H177V59H179V58L182 57V55H181V57L178 55V56H179V58H178ZM195 55H196V56H195ZM203 55H204V56H203ZM205 55H207V56H205ZM197 56H198V57L201 56V58L195 59V57L197 58ZM191 57H192V58H191ZM208 57H209V58H208ZM212 57H213V58H212ZM103 58H104V59H103ZM182 58H183V57H182ZM207 58H208V60H207ZM187 59H188V60H187ZM202 59H203V60H202ZM212 59H213V60H212ZM103 60H104V61H103ZM105 60L108 61V62L106 61V65H104V64H105ZM181 60H182V61H181ZM197 60H199L200 62H198ZM201 60H202V61H201ZM210 60H211V62H210ZM214 60H215V61H214ZM88 61H89V62H88ZM98 61H100V62L103 63V64H101V63L98 62ZM184 61H185V60H184ZM192 61H193V60H192ZM208 61H209V63H211V64H209ZM213 61H214V62H213ZM97 62H98V63H97ZM180 62H181V63H180ZM86 63H85V64H86ZM93 63H95V64H93ZM96 63H97L98 65H97ZM201 63H204V65H205V63H206L207 65H205V66H207V67L204 69L205 66H204L203 64H202V66H201ZM83 64H84V63H83ZM85 64H84V66H85ZM107 64H108V65L111 64V65L108 66ZM101 65H102V66H101ZM174 65H175V66H174ZM183 65H191V66H190V67H189V66H186V67H187V68H186V67H184ZM104 66H105V67H104ZM162 66H163V65H162ZM162 66H160V67L162 68ZM209 66H210V67H209ZM214 66H215V68L218 69V67L216 66V64H215ZM95 67H96V68H95ZM108 67H109L110 69H108ZM132 67H133V66H132ZM160 67H159V68H160ZM165 67H166V66H165ZM173 67H174V68H173ZM198 67L201 68V69L199 68V69H200V72H199V70H198ZM103 68H100V69H98V70H102ZM113 68H114V67H113ZM126 68H127V67H126ZM129 68H130V67H129ZM129 68L125 69V66H124V68L120 69V74L116 73V74L118 75V76H116V80H115L116 83H115V81L113 80V76H112L111 79H112V81H114V85L119 84V86H120V84H122L121 86H123L124 84H126V85L124 86L125 89H127V87L129 86V84H131V83H132L131 85L134 84L133 87L136 85V87H134V90H133L132 92H130V93L127 94L128 97H126V100H127V102H129L128 100H131V99H132V100L129 102L130 105H128V106H129L128 109H129V111H130L129 114L132 115V114L135 113V114H138V117L135 116V114H134V117H133L134 119H132V121H131V119H130L131 116H129V117L126 116V121H127V123H125V124H126V125H130L131 123H133V127H135L136 130H134V128H132L133 130H131V132H129L130 129H131V127L129 126L130 128H129V130H128L127 132H129L130 134H132V133H133L132 131H134V132H136L135 135H137V131H138V134H140V133L143 131V129L145 130V131H143V133H142V134H144L143 137H142V136L140 137L141 134H140V135H137V137L139 136V137H140L139 139H141L140 142H143L142 140L147 139L146 135H148V134L150 133L148 136L150 137V135H151V137L154 138V139H153V141H152V140L150 141V138L148 137V138H149V139H148L149 141H148V140H146V141H147V143L150 142V143L152 144V150H153V151H152V150H149V149H151V148H149V149L147 148L148 150H145L144 146L142 147V145L145 144V141L143 142V144H140L139 142H137V143H139L138 147L140 148V149H139L140 151H141V150L146 151V152H144V151L141 152V153H144V155H146L145 153H147L148 151H149V152L152 151V153L154 152V155H152V157H154V160H149V159L145 156V158H144V161H145V162H144V161H140V160H142V159H140V160L138 159V160L132 161L134 158L137 157V156H136V153H137V152H138V153H137V154H138V158H139V157L142 158V157H144V155H142V156L140 155V156H139V153H140V152H139V150H138V151L136 150V149L138 148V147L136 148V146H137V143H136L137 139L134 140V139H135V138L133 137L134 135H131V136H130L129 133H127V134H124V133H123L122 136L125 137V135H126V137H128V136L131 137L130 140H129V144H130V142H131L132 139H133V143H132V144H134V146H135V144H136V146H135V147L133 146V147L131 148V151H132L133 148H135V152H136V151H137V152L135 153L134 150H133V151H132V156H133V153H134V155H135L136 157L133 156V157H134V158H133V157L130 156V157H129V158H130V162L128 161L129 158L125 159V158L122 157L121 159H124V160L128 161L127 164H129V165L132 164L133 166H135L136 164H139V161H140V164H139L138 166H140L141 170L143 169V170L141 171L142 173H143V171L145 170L144 172L146 173V175H148L147 178H146L147 180L149 179V175L151 174V176H150V177H151V179H150L151 181H149V180L147 181V180H146V182H150V183H149L150 186L152 185V184H151V183L153 182L152 180H154V178H155V177L153 178V175H152V174H155L156 172L159 173V170H158V169L160 168V163H161V162L165 163V162H166L165 160L168 159V160H167L168 162H166V163H169L168 166H169V165H173V166H169V167H167V164L165 163L167 169L164 167V170H162L163 167H161V171H162V172L160 171V172H161V173H160V174H161L160 176L162 177L164 183L161 181V180H162L161 178H160L161 180L159 179V174H158V176H157V173H156V176H157V177H156V179L154 180V183H155V181H156L157 183H158V181H160V182L163 183V187H159V188H157V189H158V193L156 192V193H157V195L155 196L156 198L153 197L154 194L151 193V191H153V190H150V191H149V189H148V193H146L147 195H144L146 191H145V190H144V191L142 190V191L144 192V194L142 193V194L144 195L143 197L146 196V198L148 197V198H150V200H152V202H154L155 200H158V199H159V198L157 199V196L159 197V195L162 193V195H161V197H160V200L162 199V201H159V202H162L161 205H162V204H164V205L169 204L168 202H170V200H168V199L170 198V196H171V198L174 197V195L176 196V198L178 197V199H176V198L174 197V200H175V199H176L177 201L180 200V201H182V203H183V202L185 203V202H186V199H187V202H186V203H188V200H189V202L191 203L190 198H191L192 195L194 196V197L192 196L193 200H196V198H198V197H195V194H194L195 192H194V191H193V193L191 192L192 195H190V194H191L190 192H186V193H185V192L183 191V192H184V194H183V192H180V191H174V190L176 189L175 185H176V186L178 185L177 182L179 183V182H181V181H183V182L186 181L185 183H188L187 180H185L184 177H183V176H184V170H185V169H184V165H182V164L180 163V159H179L180 157H179L178 154H180L181 151H182V154H188V153H189V152H187V150L189 149V151H190V150H191V147H188V144H189L188 141L191 140L192 136H193L192 139L195 140V142L193 141V144H192V142L190 141L191 144H189V145H190V146H191V145L194 146V144L197 143V146H198V145L200 146V147H199L200 150H202V148H204V149L202 150L203 152L200 151L201 154L203 153V155H206V153H207V157H208V158H210V156H213V155H214V156H213V159H214V158H215V155H216V152L218 151V152H220L219 154L217 153V154L219 155V157H222V159L225 158L224 161L226 160L225 162H227V163H223V164H222L223 167H224V169H223V167L221 168V166H220L221 164H220V163H218L219 165H217V166H218V171H219V172H222V173L225 172V170H226L227 167H228V164H229V166H231V169H230V167H228V168H229L228 171L231 170L230 172H231L232 174L234 173L235 170H236L237 172L239 171L238 174L243 173V172H244V168H241V163H242V162H241V161H242V158H241V157L244 158V156H243L244 153H246V154H244V155H246V157H245L246 160H247V158H249V156L251 157V158L248 159V161L251 162V164H252V163L255 164L256 161H255L254 159L256 158V154H257V156H258L257 158H259V157L261 156L262 160L264 159V157H262V156H264V151H262V149H264V147H263V146H264V143H263V145H261L260 142H259V144H256L257 141H255V143L253 144L254 139L257 138V137L259 138V135L261 136V133H262V132H261L260 130H258V129H260V127H261L260 124H259L260 126H259V128H258L257 130L260 131L261 133H259L258 131H257V132H258V133H257V132L255 131V128L258 126L257 124H256L257 126H256L254 129H252V130H254V132H253L252 130L249 131V133H248L249 140L246 139L247 142H249V144H247V147H246V146H243V147H242V146H240V145H237L238 142H239V140L242 141V139L237 138L238 135H235V133H233V134H234V136H235L238 140H236V138H234V137H231V135L233 136V134H232V133H228V132H229L228 130L225 129V130L227 131V133L230 135V136L227 138L226 135H228V134H227V133H226V135L224 134L225 132H223V130H224L223 128H213L212 126H211L209 129H208L207 127H205V128L208 129V130H206L204 127H203L202 129H200V127H199L198 125H195V126H194V132H196L195 134H193L191 131L187 132V131H185V130H184V131L181 130V133H180V131L177 132L178 135L183 134V135H184V136L182 135L183 137H186L187 135H188V137H186L187 139H185V140H183V138H182L181 142H179V141H180V140H178L179 137H177L178 135H177V133H175V134H176V137H177V140H178V141H176V139H175V137H174V136H175L174 133H173V135H172V133H171V135L169 136L168 132L166 131V129H168V128H166V126H165V124H164V122H163V120L165 119V118H164L165 114L167 115V117H166V119H165V122H166V121H167V118L170 117V115H168V114H169V112H171V107H168V108H167V105L165 106V107H166V110H167V112H166L165 107H164V102L161 101V99H162V97H163L162 92H164V91H162V90L159 88V89H160L159 91H160V92L162 91V92H161L162 95L158 93V89H157V91H155V92L158 93V94H155V92H154V90H156V89H154V90H153V89H150L151 92H150V90H147V91H146L147 93L145 92V90H143V92H142L140 89L137 88V87H138V84H139V81H141L142 78H143V77H142L143 74H141L142 72L140 73V70L138 71L137 68L134 69L135 67L132 68V69H133L132 71H131V69H129ZM163 68H164V67H163ZM163 68H162V69H163ZM185 68H186V69H185ZM188 68H189V69H188ZM192 68H194V69H192ZM97 69H96V70H97ZM123 69H124V70H123ZM190 69H192V71H191ZM210 69H212V70L214 71V73L217 75L216 78H215L216 75H214V73H213L212 75L209 74V73L212 71V70H210ZM229 69H230V68H229ZM189 70H190V71H189ZM193 70H194V72H193ZM110 71L113 72L114 74H113V73H110ZM121 71H122V72H123V71L125 72V73H124V72L122 73V76H120V75H121ZM137 71H138V72H137ZM165 71H166V70H165ZM209 71H210V72H209ZM191 72H192L193 74H195V73L197 72V74H195V75H196V76L199 75V78H197L196 76H188V75H192ZM198 72L201 73V74H198ZM160 73H163V74H164L165 72H163V70H162V72H160ZM177 73H179V74H177ZM203 73H204V74H203ZM129 74H131V76H130ZM157 75H158V77H157ZM176 75H178V76H179V75H180V76L182 75V76H181V77H182V80H183V77L185 78V79L183 80L184 83L181 82L183 85H181V86L178 85L179 87L177 86L176 81H172V80H176V79H175ZM205 75H206L207 79H205V78H206ZM210 75H211V77H210ZM213 75H214V76H213ZM180 76H179V78L181 79ZM200 76H202L203 80H202V78H201ZM212 76L214 77V79H216L215 81H214V79H213V85L215 86L214 88H212L213 85L211 86L212 83H210V82L212 81ZM117 77H118V78H117ZM120 77H121V78H120ZM133 77H134L136 80H134ZM162 77H163V79H162ZM172 77H173L174 79H172ZM191 77H193V78L196 77V79H193V78H191ZM137 78H139V80H137ZM157 78H158L159 81L157 80ZM160 78H161V80H160ZM186 78H188V79H190V80H187ZM209 78H210V79H209ZM218 78H219V80H218L219 82L217 81ZM119 79H120V80H119ZM180 79H179V81H178V84H179V82L181 81ZM191 79H192V80H191ZM225 79H226V77H225ZM177 80H178V78H177ZM199 80H201V81H199ZM126 81H127V82H126ZM154 81H155V80H154ZM154 81H153V82H154ZM203 81H205V83H204ZM207 81H208V82H207ZM128 82H129V84H128ZM171 82L174 83V84H176V85L171 84ZM187 82H188V83H187ZM181 83H180V84H181ZM191 83H193V84H191ZM201 83H200V84H201ZM203 83H204V84H203ZM221 84H220V85H221ZM194 85H195V84H194ZM202 85H201V87H200L201 89H198V88H199V85H197L198 87H196V85H195V87L192 88V89L196 91V88H197V92L200 90V93H201V90H202V92H206L205 90H207V89H204V91H203V89H202L203 86H202ZM175 86H176V87H175ZM182 87H183V88H182ZM186 87H187V86H186ZM192 87H193V86H192ZM204 87H206V86H204ZM223 87H224V86H223ZM168 88H169V87H167L166 89L168 90ZM175 88H178L179 91H178L177 89H176V91H178V92L174 91ZM180 88H181V89H180ZM189 88H186V89L188 90ZM211 88H212V89H211ZM128 89H129V88H128ZM173 89H174V90H173ZM223 89H224V88H223ZM169 90H170V89H169ZM193 90H192V91H193ZM148 91H149L150 93H149ZM152 91H153V92H152ZM140 92H141V94L139 95ZM212 92L209 93V94H211V95H210V96H211L210 99H209V96L206 95L207 93H206L205 95L208 96V97H206V96L204 95V93H202V95L205 96L204 98H205L206 100L203 99V96H202V97H201V102H200V104L202 105V102H205V101L207 102V99H208V100L210 101V103H209V101H208L207 103L210 104V107L212 106V108H213V106H214V107H215V106H216V107L218 106V108L220 109L221 107H219V106L222 105V104H221L222 101H221V102H217L218 100H221V99H218V100H217V98H216L217 96H219V94L216 93V92L212 94ZM227 92H228V91H227ZM227 92H226V94H227ZM137 93H138L139 96H137ZM142 93H143V97H144V96H145L146 98H147L148 96H149V97L151 96V97H150V98L148 97L147 100H146L145 98H143V97L141 96ZM152 93H153L154 95H153ZM177 93H178V94H177ZM147 94H148V95H147ZM150 94H151V95H150ZM169 94H170V91H169ZM214 94H216V95L218 94V95L215 96ZM135 95H136L137 97H135ZM155 95H156V96H155ZM157 95H158V96H157ZM160 95H161V96H160ZM212 95H213L214 97H212ZM140 96H141L142 98H141ZM154 96H155V97H154ZM159 96H160L161 99L159 98V100H158V97H159ZM132 97H133V98H132ZM139 97H140V98H139ZM153 97H154V99H155L156 101H157V100L159 101V102H157V103L160 104V102H161V104H162V102H163V106H161V105H160V106H161V107H164V108H161V110H160V108H159V104H156V101H154V103H152V101L154 100ZM178 98H179V97H178ZM212 98H213V99H212ZM215 98H216V100H215ZM218 98H220V97H218ZM134 99H135V100H134ZM142 99H144V101H143ZM148 99H149V100H148ZM152 99H153V100H152ZM139 100H140V101H141V100L143 101V102L141 101V102L143 103V105L141 104V102H140ZM162 100H163V99H162ZM203 100H205V101H203ZM213 100L216 101V102H215L216 104H214ZM134 101H137V103L135 104ZM147 101L150 102L149 105L152 103V104L150 105L149 108H147V106H149V105H147V104H148ZM179 101H180V100H179ZM133 102H134V103H133ZM139 102H140V103H139ZM145 102L147 103V104H145L146 106H144V103H145ZM177 102H178V101H177ZM180 102H181V101H180ZM206 102H205V106H204V104H203L202 107L200 106V108H204V107L206 108V106L209 107V105H208ZM212 102H213V105L211 104ZM129 103H128V104H129ZM198 103H199V101H198ZM219 103H220L221 105H219ZM137 104H138V105H137ZM153 104L157 105V107H155ZM185 104H186V103H184L183 105H185ZM196 104H197V103H196ZM217 104H218V105H217ZM131 105H134V107H135V105L137 106V108H136V107H135V108H136L137 111H140L141 116H142L141 109H142V110L144 109V111L146 110L145 112H143V113H144V114H143L144 118H143V117H140L139 113H138V112L136 113L135 110L133 111V109H134L133 106H132V108H131V109H132V111H131V110H130V106H131ZM140 105H141V106H140ZM139 106L141 107V109H140ZM196 106H198V104H197ZM203 106H204V107H203ZM142 107H146V109H145V108H142ZM183 107H184V106H183ZM185 107H186V106H185ZM187 107L189 108L190 105L188 104ZM187 107H186V108H187ZM169 108H170V109H169ZM205 108H204V109H205ZM162 110H163V111L165 110V111H164V112H161ZM169 110H170V111H169ZM148 111H149L151 114L149 113V115H148ZM159 111H160L161 113L164 114V116H163V114H162L163 117L161 116L162 119L164 118L163 120L161 119L162 121L160 120V117H159V116H160V115H159ZM132 112H133V113H132ZM172 112H173V111H172ZM172 112H171V113H172ZM145 113H146L147 115H146ZM157 113H158V114H157ZM129 114H128V111H127V114H126V115H129ZM152 115H154V116H152ZM184 115H187V114H184ZM124 116H125V113H124ZM132 116H133V115H132ZM157 116H158V117H157ZM168 116H169V117H168ZM127 117H128L129 119H127ZM135 117H136V118H139V119L142 118L144 121L142 120V123H141V122L139 123V122H138L139 119H135ZM151 117H152V118H151ZM155 118H156L157 121L155 120ZM158 118H159V121H158ZM145 119H147L146 121H148V119H149V122H150V123H149V122H148V123H149L150 125H149V124H146L147 122L145 121ZM153 119H154L155 121H154ZM129 120H130V121H129ZM135 120H137V121H135ZM150 120H151V121L153 120V122H155V123L158 122V124H155V125H157V126H154L153 123L151 124V121H150ZM140 121H141V120H140ZM105 122H106V121H104V122L101 123V124H105ZM130 122H131V123H130ZM159 122L163 123L162 125L166 128V129L163 128V130L166 131V134H167V137H166V134H164V138H165V139H166V138L168 139V140L166 139L167 142H168V141H170V142L172 141V142H171V145H173V146H169V145H170V142L167 143V142L164 140V138H163L162 140H160L161 142L163 141L162 143L159 142V141H157V139L159 140V138H156V136H154L155 131H156V128H155V127H158ZM134 123H135V126H134ZM161 123H160V124H161ZM106 124H111V123H108V121H107ZM106 124H105V125H106ZM114 124H116V122H114ZM125 124H124V125H125ZM136 124H140V125L145 124V125H142V126L137 125V126H136ZM105 125H104V126H105ZM111 125H113V123H112ZM131 125H132V124H131ZM138 126H140V127H139V129L137 130ZM144 126H145V127H144ZM147 126H148L149 130L151 129L149 133H148V131H147L148 128L146 129ZM149 126H150V127H149ZM136 127H137V128H136ZM142 127H143V129H142ZM153 127H154V128H153ZM160 127H161V126H160ZM117 128H118V127H117ZM152 128H153V129H152ZM161 128H162V127H161ZM192 128H193V127H192ZM192 128H191V130H192ZM196 128H198V131H197ZM211 128H212V129H211ZM140 129H142V131H140ZM204 129H205V130H204ZM214 129H215V130H214ZM218 129H219V130H218ZM168 130H169V129H168ZM199 130H200V131H199ZM212 130H213L215 133L212 132ZM217 130H218V131H217ZM225 130H224V131H225ZM261 130H263L262 127H261ZM117 131H118V130H117ZM139 131H140V132H139ZM151 131H154V132H151ZM171 131H172V130H171ZM182 131H183V132H182ZM192 131H193V130H192ZM207 131H208V133H209V131H211V132H210L209 134H205V132H207ZM219 131L222 132V134H219V135H220V136H219L220 138L223 137L222 135H224V136L226 137V138L223 137V139H221L222 141H221L220 139H218L219 137H218V138L216 137V136L218 135V134H216V133L219 132ZM197 132H199V134H201V135H203V133H200V132H204V135H203L204 137H203V138H204V139L206 138V141H205L206 144H205L204 140H202L203 138H202L201 136H199V135L196 136V134H198ZM221 132H219V133H221ZM255 132H256V134H258V135H256L257 137H255L254 134H253V133H255ZM152 133H154L153 136H152ZM184 133H185V134L188 133V134L185 136ZM211 133H214V135H215V134H216V135L213 136V134H212V136H211ZM189 134H190L191 136H190ZM192 134H193V135H192ZM249 134H250V135H249ZM127 135H128V136H127ZM194 135H195L196 137H195ZM209 135H210V136H209ZM251 135H252V136H251ZM182 136H180V138H181ZM189 136H190L191 138H189ZM205 136H206V137H205ZM207 136L210 137V138L208 137V140H210V141H211L212 137H214L215 140L212 139V141H213V142L215 141V142H214L215 144H216L217 142L220 143V141H221V142H223V143H222L223 145L220 144V145H221V146H220V145L217 143V147H216V146L213 147L214 143H213V145H210V144L212 143V141H211V143H210V141L207 142ZM135 137H136V136H135ZM144 137H145V139H144ZM168 137H169V138H168ZM194 137H195V138H194ZM197 137H198V139L196 140ZM230 137H231V138H230ZM142 138H143V139H142ZM155 138H156V140H155ZM180 138H179V139H180ZM201 138H202V139H201ZM224 138L227 139V140L229 139V141H227V143H225L226 140H224ZM258 138H257V139H258ZM122 139H124V138H122ZM139 139H138V141H139ZM169 139H171V140H169ZM217 139H218V140H217ZM250 139L253 140V141L251 140L252 143H251ZM200 140H201V141H200ZM259 140H260V139H259ZM259 140H258V141H259ZM134 141H135V142H134ZM154 141H156V142H154ZM164 141H165V143H167V147L169 146L168 148H167L166 145L164 144ZM174 141L178 142L179 144H178V143H174ZM183 141H187L186 144H185ZM198 141H199V142H198ZM224 141H225V142H224ZM233 141H234V142H233ZM235 141H236V144H235ZM127 142H128V140H127ZM157 142L159 143V146H157V144H158ZM182 142H183V147L186 148V152H185V150H184L183 148L179 149V148L182 146V145H181ZM203 142H204V146L206 145L205 147L203 146V144H202V146H201V143H203ZM231 142L234 143V146H235V147L231 145V144H232ZM150 143L145 144V145H147L148 147H150V146H149ZM153 143H154V144L157 143L156 146H155ZM160 143H161V148L164 147V150L160 148L162 151H164V152H162V151L160 150L164 155H163L162 153H160V151H159V149H158V148L160 147ZM224 143H225L226 145H225ZM125 144H126V143H125ZM129 144H128L127 146H124V144H121V147H122V145L124 146V147H123L124 149H125V147H128V148H126V149H128V152L130 153V149H129V148L131 147V144H130V145H129ZM162 144H163V146H162ZM177 144H178V147H177ZM255 144H256V145H255ZM119 145H120V143H119ZM153 145H154L155 147H154ZM230 145H231V146H230ZM248 145H249V146H248ZM254 145L257 147V149H256V147H255ZM258 145H259V146H260V145L262 146V147H260L261 149L258 148ZM129 146H130V147H129ZM147 146H145V147H147ZM185 146H186V147H185ZM193 146H192V148H193ZM223 146H224V147L226 146V149L224 148V150H226V151H224V150L221 149V148H223ZM228 146L230 147V150H229V147H228ZM238 146H240V147H238ZM157 147H158V148H157ZM171 147H172V148L174 147V150H172ZM176 147H177V148H176ZM187 147H188V149H187ZM201 147H202V148H201ZM208 147H210V149H209ZM220 147H221V148H220ZM227 147H228V148H227ZM236 147H237V148H236ZM241 147H242V148H241ZM249 147H251V148H249ZM142 148H144V149H142ZM166 148H167V149H166ZM197 148H198V147H197ZM216 148H218V150H217ZM235 148L238 149V150H236ZM247 148H249L248 151L246 150ZM254 148H255L256 150H255ZM126 149H125V151H126ZM154 149H155V150H154ZM157 149H158V150H157ZM182 149H183L184 151H183ZM193 149H194V148H193ZM219 149H221L222 152L224 151V152H223L224 154H222L221 151H219ZM241 149H242V150H241ZM259 149H260V150H259ZM177 150H180V151H177ZM197 150H198V149H197ZM197 150L195 149L196 153L198 152V153L200 154V152L197 151ZM206 150H208L209 152L206 151ZM214 150H216V151H214ZM228 150H229V151H228ZM232 150H233L234 152H235V150H236V152L234 153ZM239 150H241L242 152L239 151ZM243 150H244L245 152H244ZM165 151H166V153H165ZM167 151H168V152H167ZM175 151H176L177 153H176ZM210 151H211V152H210ZM251 151H252L253 153H252ZM254 151H255V152H254ZM158 152H159V155H160V156H158V158H161V157H162V158H161V161H159V162H155V161L157 160V159L155 160V157H157V155L155 156V154H158ZM173 152H174V153H173ZM179 152H180V153H179ZM183 152H184V153H183ZM204 152H206V153H204ZM225 152H228L230 155H229L228 153L225 154ZM231 152H233L234 155H232ZM240 152H241V153H240ZM260 152H263V154L260 153ZM141 153H140V154H141ZM152 153H151V154H152ZM167 153H170V155L167 154ZM172 153H173V154H172ZM175 153H176L177 155H176ZM198 153H197V154H198ZM236 153H237V155H235ZM239 153H240V154H239ZM247 153H249V154H247ZM161 154H162V156H161ZM166 154H167V155H166ZM197 154H196L195 157H192V158H193V161H195V163H193V161H192V165H194L195 168L192 166L193 168L190 169V170H191L190 174L193 173L192 169H194V172H195V169L197 170V168H198V164H199L198 161H199V159H198L197 157H198V156H199V157L201 156V158H205V157H206V156L203 157V155H201V154H200V155H197ZM209 154H210V155H209ZM212 154H213V155H212ZM221 154H222V156H221ZM259 154H261V155L259 156ZM218 155H217V157H218ZM227 155H228V157H226ZM164 156H165V157H164ZM229 156H230V157L233 156V157H232L233 159H231ZM235 156H236V157H235ZM238 156H240V158H239ZM166 157H168V158L166 159ZM207 157H206V158H207ZM131 158H132V160H131ZM146 158L148 159L149 162L147 161ZM164 158H165V159H164ZM176 158H178V159H176ZM237 158H238V160H239L240 162L237 160ZM136 159H137V158H136ZM196 159H197V160H196ZM211 159H212V157H211ZM217 159H218V158H217ZM250 159H251V160H250ZM174 160H175V161H174ZM178 160H179V161H178ZM228 160H229V161H230V160H233L234 163H233L232 161H230L231 164L233 163V164H232V165H233V169H235V168H237L238 166H240V167L237 168V169H239V170H237V169L232 170V165H230V163L228 162ZM234 160H236V163H235ZM246 160H243L244 163H246V164L248 163V164H249V162H248V161L246 162ZM252 160H253V161H252ZM131 161H132V163H131ZM152 161H153V162H152ZM164 161H165V162H164ZM176 161H177L178 163H177ZM187 161H188V160H187ZM217 161H218V160H216V162H217ZM254 161H255V162H254ZM142 162H144L145 164H146V162H148V163L151 162V163H150V165L147 163V164L149 165V167H148L147 164H146V165H145L144 163L142 164ZM218 162H220V161H218ZM153 163H154V164H157V166H158L157 170H154L155 173H154V172L152 173L153 168L156 167ZM158 163H159V164H158ZM163 163H162V164H163ZM174 163H175V164H174ZM244 163H243V164H244ZM134 164H135V165H134ZM176 164H177L178 167L176 166ZM180 164H181V165H180ZM246 164H244V165L246 166ZM248 164H247V165H248ZM257 164H258V163H257ZM263 164H264V160H263ZM263 164H258L257 166H259V165H260V166H261V165L263 166ZM124 165H125V164H123V165H121V166L123 167ZM129 165H126L125 167H127V168L129 167V168L131 169V167H130ZM132 165H131V166H132ZM224 165H225V166H224ZM236 165H238V166H236ZM133 166H132V167H133ZM138 166H136L137 170H139V167H138ZM151 166H152L153 168H150ZM154 166H155V167H154ZM161 166H163V165H161ZM196 166H197V167H196ZM245 166H243V167H245ZM262 166H261V169H260V170L264 171V170L262 169V168H263ZM125 167H123L124 170L127 169V168H125ZM173 167H174V168H173ZM225 167H226V169H225ZM129 168H128V170H129ZM179 168H180V169L183 168V169L180 170ZM240 168H241V169H240ZM100 169H101V168H100ZM121 169H122V168H121ZM168 169H169V171H168V176H167L166 171H167ZM176 169H177V170H176ZM221 169H223L224 171L221 170ZM122 170H123V169H122ZM124 170H123V171H124ZM131 170H132L131 173H132L133 175H134L135 173H136V174L139 173V175H144V174H141L140 172H137L134 168L131 169ZM134 170H135V171H134ZM170 170H171V171H170ZM172 170H173V171L175 170L174 172H176V174H174V172H173ZM220 170H221V171H220ZM240 170H242V172H241ZM101 171L103 172V170H101ZM104 171H105V170H104ZM133 171H134L135 173H134ZM164 171H165V174H163ZM181 171H182L183 173H182ZM228 171H226L225 174H226L227 176H229L230 179H229V178H228V179L226 178L225 180H227V181H226L227 183H230L229 180H230V181L232 180V182H233L235 185H234L233 183H232V186H231V184L229 185V186H230V190H229V188H228L227 191H225V193L227 192L226 195L224 194L225 198L229 199V197H230L229 200L232 199V201H234V200L236 201V199H237V203H239V201H238V198H239L238 192L244 191V195H245V196L243 195V197L246 199V203H248L249 205H254V202H255V201L257 200V198H258V192L255 191V189H254V181H251V180H252V179L254 180V177H255V176L253 177L252 175L246 174L247 172L245 171L244 174H243V176L246 174L248 177L250 176L252 179L250 180V179L245 178L246 176H244V177H243V176H240V178L242 177V178H241L242 180H241V179H238V178H236V177H233V175L230 174ZM232 171H233V172H232ZM124 172H125V171H124ZM124 172L121 171V174H122V176H123V181H122V176H121V178H118V177H120V176H118V177H117L118 179H114L113 176L111 177L112 179H110V177H108L109 175H107V176H103V178H104V180H105L104 183H105L107 186H108V184L110 183L109 186H111V188H115V189H116V186L118 185L117 187H118V189H120V190H117V189H116V191H115V189H113V190L115 191V192H114V193H115V194H114V195H115V198H116V196L119 197V198H121V197H120L121 194H123V195H124L123 197H125V195H126L127 193H126V192H122V191H123V186H124V185H126V184H132L131 186L134 185V182H135L134 180H133L134 182H133V181H130V183H129V180L127 179L129 176H130L131 180H132V178H133V177L130 175V170H129V173L127 172L128 175H127V173L125 174ZM170 172H171V173H170ZM177 172H178L179 174H178ZM172 173H173V174H172ZM102 174H103V173H102ZM124 174H125V175H124ZM162 174H163V175H162ZM169 174H172V175L169 177ZM181 174H182V175H181ZM104 175H105V173H104ZM146 175H144V176H142V177H144V179H145V176H146ZM175 175H177L178 177L175 176ZM241 175H242V174H241ZM154 176H155V175H154ZM164 176H165V178H163ZM179 176H181V177L179 178ZM126 177H127V178H126ZM173 177H174V179H173ZM176 177H177V178H176ZM124 178H125V180H124ZM130 178H129V179H130ZM167 178H168L169 181L172 180V182L167 183V182H169V181H167ZM181 178L184 179V180H182ZM232 178H234V179H232ZM235 178H236V179H235ZM255 178H256V177H255ZM257 178L259 179V181H261V179H260L259 177H257ZM126 179H127V182H128V183L126 182ZM141 179H142V178H141ZM144 179H143V180H144ZM176 179H177V180H176ZM178 179H179L180 181H178ZM222 179H223V178H220V179H219L220 182H221ZM237 179H238V180H237ZM243 179H245V181H244ZM108 180H109V183H108ZM157 180H158V181H157ZM174 180H176V181H175V182H176L175 184H174ZM239 180H240V182L242 181L241 183H243V181L245 182V184H246V186H247V187L244 188L245 190H244V189H241L242 187L240 188V186H241L242 184L239 182ZM249 180H250V181H249ZM165 181H167V182H166V183H167L166 185H164V184H165ZM255 181L257 182L258 180L255 179ZM125 182H126V183H125ZM131 182H132V183H131ZM237 182H239V185H238ZM247 182H248V183H247ZM252 182H253V186H252ZM119 183H120V184H119ZM123 183H124V184H123ZM154 183H153V184H154ZM162 183H161V184H162ZM172 183H173L174 185H173ZM111 184H113V187H112ZM121 184H122V185H121ZM147 184H148V183H146V185H147ZM161 184H160V185H161ZM115 185H116V186H115ZM149 185H148V186H149ZM169 185L172 186V188H169V187H170ZM109 186H108V187H109ZM114 186H115V187H114ZM134 186H135V185H134ZM165 186H167V187L169 186L168 189H171V190H168L167 187H165ZM173 186H174V187H173ZM226 186H228V185H226ZM233 186L235 187V189H236V187H237V188L239 187V188H238L239 190L236 191L237 193H236V192H233V194L231 193L232 191L235 190V189L233 188ZM177 187H178V186H177ZM162 188H166L167 190L165 191V190L162 189ZM173 188H175V189H173ZM106 189H108V188H106ZM121 189H122V191H121ZM172 189H173V190H172ZM178 189H180V188L178 187L176 190H178ZM232 189H233V190H232ZM253 189H254V190H253ZM260 189H261V186H260ZM111 190H112V189H111ZM113 190H112V191H113ZM125 190H126V189H125ZM125 190H124V191H125ZM159 190H160V191H159ZM163 190H164V191H163ZM106 191H108V190H106ZM117 191H118V195L120 194L119 196L116 195V194H117ZM155 191H156V190H154V192H155ZM161 191H163V192H161ZM168 191H169V193H168ZM170 191L173 192V196L171 195L172 193H171ZM229 191H230L231 194L229 193ZM154 192H153V193H154ZM159 192H160V193H159ZM175 192H176V193L178 192L179 194H180V193H181V194L178 196V194L176 195ZM87 193H89V192H87ZM150 193H151V194H150ZM228 193H229V196H227ZM260 193L264 194V192H260ZM148 194H150V195H148ZM186 194H187L188 197H190V198H187V197H186ZM152 195H153V196H152ZM181 195H182L183 198L181 197ZM183 195H185V196H183ZM189 195H190V196H189ZM91 196H92V193H91ZM106 196H107V195H106ZM106 196H105V197H106ZM121 196H122V195H121ZM127 196H128V194H127ZM149 196H152V197H149ZM219 196L221 197V194H220ZM219 196H218L219 199H218V198L216 199V200H218V201L220 200V197H219ZM226 196H227V197H226ZM179 197H180V198H179ZM233 197H234V198H233ZM103 198H104V197H103ZM103 198H100L101 201L103 200L102 202H104V199H107V197L104 198V199H103ZM132 198H133V197H132ZM152 198H155V199H152ZM171 198H170V199H171ZM181 198H182L184 201H183ZM184 198H185V199H184ZM192 198H191V199H192ZM122 199H123V198H122ZM116 200H118V199H116ZM131 200H132V201L135 200L136 203H139V202H137V199H136V198H134V200H133V199H131ZM166 200H167L168 202H167ZM171 200H173V199H171ZM174 200H173V201H174ZM216 200L213 201V202H211V203L213 204V208H216V209L219 210V209H221V208L219 207V206H220V205H219L220 203H218V201H216ZM173 201H171L172 204H171V202H170V204H169L170 206L174 205V203L177 202V201H174V202H173ZM180 201H179L178 203H180ZM196 201H197V200H196ZM163 202H164V203H163ZM136 203H134V202L131 203V202H130V204H129V206H128V210H129V211L127 210L128 215H129L130 218H131L130 220L128 219L129 222H130V226H129V227H131V228H128L129 232H130L131 230H133L134 226H135V228L139 229V227H136V226L139 225V223H140L141 221H142L141 223L144 222L141 216L144 215V214H147V213H148V212H147L148 210L146 211V209H141V208L139 209V207H141V206H139L140 203H139V205H137V206H138V208H137L138 211H137V209H136V207H135L136 205L134 206V204H136ZM155 203H156V202H155ZM190 203H189V204H190ZM216 203H217V204H216ZM214 204H215V205H214ZM169 205H166V206H169ZM198 205H199V204H198ZM217 205H218V208L215 207V206H217ZM225 205H226V204H225ZM130 207H132V208L129 209ZM133 207H135L134 209H136V210H134ZM201 209H202V211H203V215H204V216H203V217H204L203 221H208V220H210V218H211V217H210V216H211L210 214H213L214 212H212V211H215V210H211L212 213H208L209 211H208L207 209H205V208H201ZM14 210H15V209H14ZM32 210H33V209H32ZM36 210H37V209H35V211H36ZM39 210H40V209H39ZM39 210L36 211V212H39V213H40ZM45 210H46V209H45ZM48 210L50 211V209H48ZM59 210H60V212H62V213H60L62 216H61V215L59 216V214H58L57 217H59V219H58L59 221H60L61 218H62V220H61V222H60V223H62V224H64V222L66 223L67 221H69L70 219H72V218L74 217V218L71 220V221L74 222V224H76L78 221H81V220H82L81 222L77 223V224H79L80 226L76 224L77 226H74V227H75V228H76V227L78 228V226H79V228H82L81 230H83V229L85 230V227L87 226V223H88L89 221H91V216H90V219H89V215H88L90 209H89V210L86 209V210H88V211H86L85 209H83V210L80 209L82 212L80 211V214L77 215V216L79 217L80 220L78 219L77 216L75 217V216L73 215V213L75 214V212H74V211H76L75 209H73V213H70V211H71L70 209H65V210H63V209H59ZM61 210H63V211H61ZM68 210H70V211H68ZM194 210H195V209H194ZM206 210H207V211H206ZM228 210H229V209H227V211H228ZM232 210H233V211H236V212H234V214H235V216H236L237 219H238L239 216H237L236 213L238 212L237 214L240 215V212H241L242 209H232ZM232 210L230 209L229 211H232ZM237 210H238V211H237ZM243 210H246V209H243ZM243 210H242L241 214H242L244 217H246L245 219H248V220H249V217H248L247 215H250L251 212L253 213V212L255 211V209H253L254 211H253L252 209H249V211L251 210V212L243 211ZM247 210H248V209H247ZM9 211L12 213V209H11V210H10V209L6 210V212H7L8 214H6V212H5V217H4V218H6V219H3V220H8L9 217H6V216L11 214V213H9ZM49 211H45V213L47 214ZM83 211H84V212H85V211L88 212V214H85L86 212L84 213ZM144 211H146V212H144ZM205 211H206V212H205ZM216 211H217V210H216ZM216 211H215V212H216ZM219 211H220V210H219ZM219 211H217L218 214H219V216H218L217 213H214L213 216H212V218H214V217H215L214 219H216L217 217H218V218H219V217L224 218V216H225L224 219L227 220L228 217H227V215L225 214L226 209H225L224 211H220V212H219ZM229 211H228V212H229ZM233 211H232V213H233ZM239 211H240V212H239ZM256 211H257V214L260 216V215H261V211H259L258 209H257ZM256 211H255V212H256ZM28 212H29V213H28ZM36 212H33V211H32V213H34V214H35ZM91 212H92V211L90 210V214H91ZM98 212H99V211H98ZM127 212H126V213H127ZM136 212H137V213H136ZM223 212H224V213H223ZM244 212H245V213H244ZM258 212H259V213H258ZM26 213H28V215H27ZM30 213H31V211H27V212H25L26 215L23 213L24 216H23V214H22L21 216H22V219H23V218L25 219V220H24V219H23V220L28 224V226L30 227V225H31V229H33V228H35V226H34V227L32 226L33 222L30 223L31 220L29 219V217H30L31 219H33L32 221L35 220L34 223H35L38 219H40V218H41V219H44V218H42L43 215L41 214V213H42V209H41V213H40L42 216H41L40 214H39V216H38V213L35 214L36 216H35L34 214H31L32 216H34V217L32 218V216L30 215ZM77 213H78V209H77L76 214H77ZM82 213H84V217H83L84 221H85V219L88 217V218L86 219L87 222L85 221L86 223H82V222H83V219L80 218V217L83 215ZM149 213H151V212H149ZM246 213H247V215H245ZM249 213H250V214H249ZM52 214H53V213H52ZM76 214H75V215H76ZM254 214H255V213H253V214H251V215H254ZM257 214H256V215H257ZM2 215H4V212L2 213ZM2 215H1V216H2ZM15 215H16V214H15ZM29 215H30V216H29ZM71 215H72V216H71ZM80 215H81V216H80ZM86 215H88V216L85 217ZM137 215H139V216H137ZM214 215H217V216H214ZM222 215H223V216H222ZM251 215H250V216H251ZM256 215H255V216H256ZM27 216H28V219H27ZM40 216H41V217H40ZM64 216H65V217L67 216V217H66V218H63ZM129 216H128V217H129ZM201 216H202V215H201ZM11 217L13 218V217H14V214H12ZM25 217H26V218H25ZM37 217H38V219H36ZM39 217H40V218H39ZM43 217H44V216H43ZM138 217H139V218H138ZM14 218H15V217H14ZM218 218H217V219H218ZM222 218H221V219H222ZM63 219H65V220L63 221ZM66 219H68V220L66 221ZM74 219H77L78 221H77V220H74ZM27 220H28V222H27ZM29 220H30V221H29ZM56 220H57V218H56ZM88 220H89V221H88ZM139 220H140V221H139ZM226 220H225V221H226ZM136 221H137V222H136ZM199 221H200V223H201V220H199ZM214 221H215V220H214ZM69 222H70V221H69ZM69 222H67V223H69ZM75 222H76V223H75ZM138 222H139V223H138ZM146 222H147V221H146ZM146 222H144V224H145ZM36 223H37V222H36ZM36 223H35V225H36ZM57 223L60 225L59 222H57ZM67 223L65 224L66 226H68ZM81 223H82V224H81ZM135 223H136V224H135ZM137 223H138V224H137ZM71 224H72V225H71ZM71 224L69 223V226L71 225L70 227L73 226V223H72V222H71ZM83 224H85V226H84ZM90 224H91V223L88 224L87 228L89 227V228H91V230L93 229L94 232H95V229H94V228H96V227H95V226H92V224H91V226H89ZM128 224H129V223H128ZM146 224H147V223H146ZM228 224H229V223H228ZM33 225H34V224H33ZM229 225H230V224H229ZM61 226H62V225H61ZM69 226H68V227H65L66 229L64 228V226H62V228L59 227L60 229H64V230H66V231H67V229H69V230L71 231V232L69 231L70 233H68L69 235L71 234V236L67 235V233L65 232V236H63V237H61V238H58V239H60V240H59V243L62 244L61 241H62L63 238H66V239H63V241H67L68 237H72V236L74 237V236H75V238H74L75 241H74L73 239L70 238V239H68L67 242H65V243H67V244L69 243L68 245L71 244V246H73V249H69V251L72 250V253H71V251H70V252H69V251L66 252V257L68 256V254L70 255V257H67V259H66V257H65V259L68 261V260H71V257L74 256V257H73L74 260H73V261L71 260V262H73L72 264H74V262H75V263L78 262L77 264H81V263H82V262H81V259L78 258V257H80V256H79V253H82V254H83V252H84L85 250H83V252H81L82 250L79 252V250H80V248H81L82 246H80L81 244L79 245L78 243H80V240H82V239L84 240V237H83L84 235H85L86 240H87V243H88V242H89L88 239H89V238H91V239L93 238V235H92V234H93L94 232H93V230H92V232H91L92 234H89V235H88V233H89L91 230L89 231V229H86V231H85V233H84V235H83V234H82L83 232H81V230H80V233H81V234H79V237H77V236H78V234H77L78 231H77V230H79V228H78V229L76 228L77 230H75V233L77 234V236H76V235H72V234L74 233V232L72 233V231H73L75 228H74V229H73V227H72V228H69ZM81 226H82V227H81ZM83 226H84V227H83ZM140 226H141V225H140ZM144 226H146V225H144ZM29 227H28V228H29ZM36 227L38 228V227H40V226H39V225H36ZM57 227H58V226H57ZM92 227H94V228H92ZM146 227H147V226H146ZM146 227H145V228H146ZM240 227H241V226H240ZM59 228H57L58 233H59V230H60ZM126 228H127V227H126ZM135 228H134V229H135ZM145 228L143 227L142 229H145ZM35 229H36V228H35ZM39 229H41V228H38V229H36L35 231H34V229H33V231H32L33 234H35L36 231L39 232V231H40ZM71 229H73V230H71ZM140 229H141V227H140ZM142 229H141V230H142ZM19 230L24 232V228H21V229L19 228ZM25 230H27V229H25ZM29 231H31L30 228H29ZM57 231H55V232H57ZM76 231H77V232H76ZM134 231H135V232H134ZM138 231H139V230H137V232H136V230H133L132 232H134V235H133V233H131V232H130V233H131L130 235H131V236L133 235L132 237H137ZM40 232H41V231H40ZM21 233H22V232H21ZM30 233H31V232H30ZM60 233H61V230H60ZM75 233H74V234H75ZM86 233H87L88 236L86 235ZM135 233H136V234H135ZM81 235H82V237H81ZM40 236H41V235H40ZM90 236H92V237H90ZM139 236H140V237H139ZM73 237H72V238H73ZM80 237H81V238H80ZM88 237H89V238H88ZM142 237H143V236H141V234H139V235H138V238H137V239L140 241V244L143 242V240H140V238L143 239ZM168 237H170V236H166V237L163 238V240L167 239V242L164 241V242H166L167 244L170 243V241H168V240H170V238H171V237H170V238L168 239ZM78 238H79V242H78ZM76 239H77V240H76ZM91 239H89V240H91ZM69 240H70V241H69ZM71 240L74 241V245H73V242H72ZM83 240L81 241V243L83 242ZM86 240H84L83 243L86 244V245H84V246L87 248L88 245H87V243H85ZM117 240H118V239H117ZM117 240H116V241H117ZM116 241H114V245H117V244H116ZM77 242H78V243H77ZM144 242H145V241H144ZM149 242H150V241H149ZM149 242H148V243H147V241L145 242V247H146V248L143 249L144 251L142 250V248H144V247H142V248L140 247V248H141V249H140L141 254H140V252L137 251V250H139V248H137V246H136V245H138V244L135 245V247H134L135 249L133 248V249L135 250V252H134V250H133V253H134L133 256L137 257V255H138V257H137L138 259H137V258L135 259V260H137V261H136L137 264H143V261H144V259L146 258L145 256H146V251H147V250H148L147 252H152L151 255H152L153 258H154V256H157V258L155 257V260L157 259L156 261H157V262L159 261V260H158V254H159V252L162 250V249H161V246H162V245L159 246L160 243H158V246H155V247H154V246L151 245ZM158 242H163V241L160 240V241H158ZM75 243H77V245H78L79 248H76V249H75V247H77V246H75ZM140 244H139V245H140ZM143 244H144V243H143ZM143 244H142V245H143ZM147 244L149 245V247H148ZM82 245H83V244H82ZM139 245H138V246H139ZM150 245H151V249H150ZM156 245H157V243H156ZM71 246H70V247H71ZM115 247H117V246H115ZM156 247H157V252L159 251L158 254H157V252H155V251H156ZM171 247H172V246H171ZM2 248L5 250L4 247H2ZM147 248H148V249H147ZM154 248H155V249H154ZM159 248H160V250H159ZM77 249H79V250L77 251ZM116 249H117V252H118V247H117ZM136 249H137V250H136ZM146 249H147V250H146ZM169 249H170V248H168L167 250H169ZM6 250H7V249H6ZM90 250H91V251H90ZM90 250L88 249V251L86 250L87 252L85 251V252H86V253H85V256H86V257H87V256H88V257H91V260H92V261H90V264H95V263H93V262L95 261L94 258H96V257H95L96 255L94 254V253H95V250H94V251H93V249H90ZM149 250H150V251H149ZM154 250H155V251H154ZM171 250H173V249H170L169 252H173V253H169V252H168L169 255H170V256L168 255V257H169V259L171 260L172 263H173V261H174L175 264H177V263H176L177 260H172L173 258L176 259V255H175L174 251H171ZM73 251H74V252H73ZM92 251H93V252H92ZM142 251L145 252V253H143ZM153 251H154V253H153ZM88 252H90L89 255H88ZM67 253H68V254H67ZM74 254H75V255L77 254V255L75 256ZM82 254H81V255H82ZM90 254H91V255H90ZM118 254H119V253H118ZM92 255H94V256H92ZM171 255H173V256H171ZM77 256H78V257H77ZM82 256H84V255H82ZM140 256H142V257H140ZM174 256H175V257H174ZM75 257L78 258L76 261H75ZM139 257H140V258H139ZM143 257H145V258H143ZM172 257H173V258H172ZM69 258H70V259H69ZM73 258H72V259H73ZM141 258H143V259H141ZM153 258H152V261L154 260ZM139 259L142 260V261H140ZM93 260H94V261H93ZM56 261H57V260H56ZM57 262H58V261H57ZM139 262H140V263H139ZM153 262H154V261H153ZM153 262H152L151 264H153ZM157 262H156V263H157ZM29 263L31 264V262H29ZM32 263H35V262H32ZM63 263H64V262H63ZM147 263L150 264V261H147L146 264H147ZM168 263H169V264H172V263H170V261H169ZM0 264H2V263H0ZM3 264H4V263H3ZM35 264H36V263H35ZM56 264H58V263H56ZM144 264H145V261H144ZM154 264H155V263H154ZM157 264H161V262H159V263H157Z\"/></svg>", "mask_w": 264, "mask_h": 264}, {"label": "built area", "instance_id": "obj_3", "mask_svg": "<svg viewBox=\"0 0 264 264\" xmlns=\"http://www.w3.org/2000/svg\"><path fill=\"white\" fill-rule=\"evenodd\" d=\"M260 186H263L262 181H257L254 184V189L258 192V198L254 202V205L246 203V199L243 197L244 191H241L238 192L239 203H237V199L236 201H228V199L225 198L226 205L221 209H258L261 210V215H264V194L260 193L264 191L259 190ZM195 211L199 214V216L202 215L201 217H203L202 209H195ZM236 226L237 225H229L230 228H234ZM235 230L243 233L239 234L236 232L228 240L221 242V251L224 258L223 264H264V244L256 239V245L252 247V235H247V231L243 230L241 227H237ZM118 238L116 244L118 246V255L121 261L124 264H136L135 256H133V248L136 244H140V241L137 239L138 237H132L130 232L127 230L125 235ZM160 245H162V250L158 254V260L161 264H167L170 260L167 250L168 245L164 242H161ZM151 253L152 252H146V259H144V261L147 262L153 258ZM81 259V264H90V261H92L91 257L86 256H83Z\"/></svg>", "mask_w": 264, "mask_h": 264}]
</instances>
